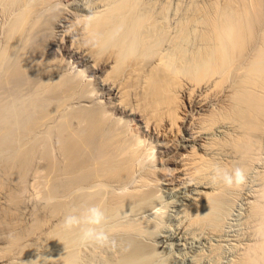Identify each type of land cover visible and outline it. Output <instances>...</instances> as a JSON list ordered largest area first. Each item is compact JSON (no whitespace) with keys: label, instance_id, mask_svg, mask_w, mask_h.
<instances>
[{"label":"bare ground","instance_id":"6f19581e","mask_svg":"<svg viewBox=\"0 0 264 264\" xmlns=\"http://www.w3.org/2000/svg\"><path fill=\"white\" fill-rule=\"evenodd\" d=\"M1 1V0H0ZM21 1V0H20ZM27 1V3H26ZM25 1V7H23L22 12L21 13V18L19 17V20H17V25H18V28L16 29H13V30H22L23 29V25H24V28L27 26H25V22L28 21L31 23L30 20H33L32 18L35 16H32V14L35 13V9H36V6H37V9L36 10H39V7H38V4L39 2L41 3V1H37L33 0V2L31 0H26ZM37 1V2H36ZM71 1V0H70ZM75 1V0H74ZM78 1V0H77ZM86 1V0H85ZM78 1L75 4H77L80 9L83 11L86 10V8L88 9V7H86V3ZM100 1V0H98ZM98 1L95 0V2L98 3ZM106 1L105 5H109L107 4L108 0H104ZM104 1H102V3H104ZM110 1V0H109ZM112 1V0H111ZM215 1V0H214ZM9 2V1H8ZM45 2V1H42V3ZM49 2V1H48ZM48 2L46 1L45 3L48 4ZM90 2V1H89ZM94 2V4H96ZM154 2V1H153ZM169 2V1H168ZM11 3V1H10ZM14 3V2H13ZM17 3V2H16ZM20 4H22L21 2H18ZM62 3V2H61ZM60 3V4H61ZM100 3V2H99ZM110 3V2H108ZM141 3V4H140ZM149 3V2H148ZM155 3V2H154ZM151 2V4H154ZM162 3V2H161ZM214 6H212L213 8L211 9V11L209 10H206V14L209 13V18L205 19L206 22H204L203 24H207V26H204V27H207V31L203 29V32L200 31V34L202 36H197L199 37V42L200 43V46L196 47L195 50L190 51L187 50L185 47H181L178 46L177 42H179L178 40H183V41H186L187 39L184 40V38H187L185 37L186 34H179L178 32V35L176 34L175 36V39L177 40V42L174 41V43H172L173 45L177 44L176 46H178V49L175 48V49H171L170 45L167 44V48L169 49H166V44L165 42H167L166 40V37L167 35L169 36V34H167L165 36V38H163L165 35V33H169L167 32V30H163L164 28V25L168 23V25H170L169 22H165L166 19H168L169 21V18L167 16H162L164 13H161L162 15V19L164 17H166L164 19V25H162V19L159 17V19L161 20H158L156 16H154V12H155V15H156V11L158 10V7L157 6V10H156V6H155V10L152 9L153 6L152 5H144L142 4V1L140 2V0H114L113 4L111 5L110 3V6L107 8H105L106 6L104 4L103 7L105 9L99 10V12L95 11L94 10V7L90 6L92 8V10H94V14L90 16H87L86 15V12L85 14H80L79 13H75V11L73 12L74 14V18H71L70 15H69V18L71 19H75V21H73L72 25L73 27H70L69 30H72L74 29L75 27H77V30L75 32H71V31H67L69 33H67V35L65 37H62L61 39L57 40L56 37L55 39L53 38V41L50 43L52 44L53 46H56L54 47V49L52 50H55V53L57 54H61L65 57H69L72 61L71 64H74V66L76 65H81V66H84L86 70H88V72L90 73L89 74V79L87 80H91L93 81V83L95 84L94 87H93V90L92 91H88L89 93L86 94H83L85 99H88L89 100H92L90 97L86 98L88 94H90L91 92L95 94V96H100L101 97H104L105 98V101L106 103L109 104L108 107L111 108V111L112 109H114L115 113L116 114H119L117 115L119 119H125L123 117L125 116H128L129 119L131 116H136V114L138 115L141 110L140 108L137 110V112L135 111L136 109H133L135 107H131L130 105H128L129 101H127L126 99V95H125V91H127L126 87H127V84H126V81H124V79L122 78H119L121 74H117L118 76H115L113 74L114 70L118 69V67H122L123 68L128 64H133V67L134 69L137 71L138 69L140 70L141 68V65H146L144 67L145 70L148 69V66L151 65V69L149 68V71H144L146 72V79L143 81L148 85H150L151 87V95H153V92H156L158 93V87H163V88H167L169 89L170 92H178V95L180 96H183L184 94H181L180 91L182 90V86L179 84V79H181L182 81L185 80V85L186 83L189 84V87H191V90L190 92L194 93L193 95L189 94V97L187 98L186 100V97L181 100L180 98V102L183 101L182 105L177 103L176 102V105H172L173 107V110H177V108H183L184 110L186 109V111H188L187 108H191L190 110V113L186 114L187 112H183V110L180 112L181 114H185L184 118H182V122L179 126L182 131L181 134H180V137H179V140L177 143H175L176 145V148L180 151V150H183V151H187L188 152V155H186L185 157L186 158H180L182 157L183 153L181 154H175V156H173V158L169 159V162H172L173 164H177V168H172L171 170L169 169V171H171L169 174L171 175L170 176V181L171 183H168V184H172V182H174L175 180L177 181L178 179H180L181 175H180V172L184 173L183 170L180 171V167H184V168H189V165L191 164H197L198 160H201V159H204L205 158V155H201L199 153V151H203V152H207L208 150V142L205 140L204 141V138H203V135H200L201 138L197 137V139H193L191 140V145H189L187 142L189 140H186L185 141V138H187L186 136H188L189 133H195L196 130H199V131H196V134L197 132H200V134L202 133V130L206 131V127L204 123H199L200 126L197 127V124L193 125L192 124V121L191 123L189 122V119L193 118V116L195 115V117L197 115H200L202 117V115L205 113V112H208L210 111V108L212 107V103H217V100L212 102V98L209 97L208 95L212 96L213 94H215L216 96V93L218 91H224V92H227L230 89V87L234 88V91L232 90V92H234V94L232 93L233 95V98L230 97L229 93V97L230 99L232 98V102H234V104L232 103H227V104H232L235 105V107H231L234 111V113H232V110L230 111L229 113V109L226 108V106H229V105H225V102H224V105H222L224 107V109H227L226 111L230 114L228 115V118L229 116L231 117V119H226L227 116H219L217 115L219 118L223 119V117L226 119V120H223L224 123L222 126H218L216 122V119H212V122H214V126H215V122L217 123L216 126L218 127H224L227 123H229L231 126V128H233V130H235V132H238V133H235V135L237 134L236 138H234L233 135H231V138L233 141L231 143L234 142V144L231 145L232 148H234L235 146V152H238L236 153V155L238 154V157H237V160L239 161L240 160V156H241V160L242 162L245 161L244 163L247 164L248 166L251 164L249 161L248 164L247 163V160H252L253 158L257 159V154L258 152L260 153L261 151L263 152L264 150L261 149V147H259V145L261 143H259L258 145V142H256L255 140V137L257 136V140H259L258 138H262L260 137L261 133L263 132V135H264V0H223L222 1H219L217 0L216 2H214ZM44 4V3H43ZM68 4V3H67ZM73 5V3H71ZM69 4V6L71 5ZM74 4V5H75ZM91 4V3H90ZM88 4V5H90ZM147 4V2H146ZM150 4V3H149ZM156 4V3H155ZM46 5V4H44ZM87 5V6H88ZM93 5V3H92ZM157 5V4H156ZM40 6V4H39ZM98 6V4H97ZM96 6V7H97ZM101 6V5H100ZM99 6V7H100ZM150 6H152V8H150ZM164 6V4H163ZM166 6V5H165ZM180 6V5H179ZM27 7V8H26ZM71 7V6H70ZM95 7V8H96ZM102 7V6H101ZM162 7V6H160ZM168 7V5H167ZM15 8V7H14ZM45 8V7H44ZM53 8V7H52ZM63 8V7H61ZM98 8V7H97ZM166 8V7H165ZM50 8H48L49 10ZM54 9V8H53ZM60 9V8H59ZM64 9V8H63ZM99 9V8H98ZM159 9H163L162 8H159ZM177 9V8H176ZM17 10V9H16ZM43 10V9H42ZM67 10V9H66ZM69 10V9H68ZM67 10V11H68ZM79 10V9H78ZM91 10V9H89ZM88 10V11H89ZM164 10V9H163ZM162 10V12H163ZM172 10V9H171ZM170 10V11H171ZM44 11V10H43ZM50 11V10H49ZM56 11V10H55ZM58 11V9H57ZM71 11V9H70ZM77 11V10H76ZM87 11V12H88ZM160 11V10H158ZM167 12V10H164ZM177 11V10H176ZM176 11H174L176 13ZM180 10H178L179 12ZM200 11V10H199ZM3 12V11H2ZM39 12V11H38ZM37 12V13H38ZM45 12H47L45 10ZM62 11H60L61 13ZM79 12V11H78ZM177 12V13H178ZM182 12V11H181ZM196 12V11H195ZM205 12V11H204ZM35 13V14H37ZM40 13V12H39ZM42 13V11H41ZM59 14V12H57ZM56 13V14H57ZM65 13V11H64ZM71 13V12H69ZM183 13V12H182ZM63 14V12L61 13V15ZM159 13H157L158 15ZM181 13L177 14V17L178 15L180 16ZM20 15V14H19ZM39 15V14H38ZM37 15V16H38ZM41 15V14H40ZM55 15V14H54ZM165 15V14H164ZM44 16V15H43ZM50 16V15H49ZM53 16V15H52ZM60 16V15H59ZM176 16V15H174ZM57 16H55V19L56 21L58 20L56 18ZM62 17V16H61ZM61 17H58L61 19ZM65 17V16H64ZM207 17V16H206ZM53 18V17H52ZM68 18V16H67ZM65 18V19H67ZM176 17H174V20ZM180 18V17H179ZM201 18V17H200ZM199 18V19H200ZM21 19V20H20ZM37 19V18H36ZM40 19V18H39ZM48 19V18H46ZM51 19V18H50ZM54 19V18H53ZM52 19V20H53ZM54 19V21H55ZM59 19V20H60ZM64 19V18H63ZM64 19V20H65ZM178 19V18H177ZM202 19V18H201ZM26 20V21H25ZM41 20V19H40ZM51 20V21H52ZM58 20V21H59ZM63 20V21H64ZM180 20V19H179ZM178 21H175V22H179ZM36 21V20H35ZM49 21V20H48ZM67 21V20H66ZM197 21V20H196ZM27 23L28 26L30 23ZM44 22V21H43ZM50 22V21H49ZM69 22V23H70ZM162 24H161V23ZM173 22V21H172ZM174 22V23H175ZM203 22V21H202ZM201 22V23H202ZM38 23V22H37ZM40 23V22H39ZM42 23V22H41ZM66 23V22H65ZM64 23V24H65ZM161 25H160V24ZM181 23V22H180ZM196 23V22H195ZM198 23V22H197ZM22 24V28H19L20 25ZM48 24V22H47ZM46 24V25H47ZM159 24V25H158ZM176 24V23H175ZM15 25V26H17ZM40 25V24H39ZM50 25V24H49ZM61 26L63 24H60ZM68 25V24H67ZM70 25V24H69ZM75 25V27H74ZM174 25V24H173ZM200 25V24H199ZM41 26V25H40ZM58 26V25H57ZM56 26V27H57ZM160 26V27H159ZM162 26V28H161ZM178 26V24L176 25V27ZM181 26V25H180ZM31 28V26H29ZM38 27V25L36 26ZM59 27V26H58ZM65 27V25H64ZM69 26H67L68 28ZM168 27V26H167ZM172 27V26H171ZM185 27V26H184ZM183 27V28H184ZM202 27V26H201ZM41 28V27H40ZM44 28H49V27H44ZM51 28V26H50ZM62 28V27H61ZM66 28V27H65ZM72 28V29H71ZM182 28V27H181ZM180 28V29H181ZM26 29V28H25ZM25 29H23L22 31L24 32ZM42 29V28H41ZM64 29V28H63ZM167 29V28H166ZM173 29V28H172ZM202 29V28H201ZM20 30V31H21ZM27 30V29H26ZM30 30V29H29ZM46 30V29H45ZM49 30V29H48ZM59 30V29H58ZM83 33L85 32L86 35H87V38L84 37L86 39V41L83 43L85 44L86 47H84V45H82L80 42H82V38L83 37H78V35H83L82 34V31ZM168 30H170V28L168 27ZM179 30V29H178ZM20 31H18L20 33ZM22 31H21V34H22ZM44 30H40L39 32H43ZM57 31V30H56ZM180 31V30H179ZM196 31V30H195ZM205 31V33H204ZM14 32V31H12ZM17 32V31H16ZM16 32H14V34H17ZM54 32H55V29H54ZM164 32V33H163ZM171 32V30H170ZM174 32H177L174 31ZM182 33H184L182 30L180 31ZM199 32V31H198ZM6 33V32H5ZM18 33V34H19ZM36 33V32H35ZM59 33V32H57ZM74 33L77 35V37L79 38H75L74 37ZM84 33V34H85ZM203 33V34H202ZM17 34V35H18ZM62 34V33H61ZM66 34V30H65V33L64 35ZM198 34V33H197ZM199 34V35H200ZM12 35V34H11ZM16 35V36H17ZM51 35V34H50ZM54 36L56 35V32L53 34ZM59 35V34H58ZM85 35V36H86ZM174 35V33H173ZM171 33H170V36H173ZM179 35H184V38L183 36L180 38ZM7 36V35H6ZM13 36V35H12ZM19 36V35H18ZM17 36V37H18ZM33 36V35H32ZM178 36V37H177ZM187 36V35H186ZM189 36V35H188ZM15 36H13L14 38ZM21 37V36H20ZM23 37V36H22ZM27 37V36H26ZM53 37V36H52ZM58 37V36H57ZM174 37V36H173ZM195 37V36H194ZM50 38V37H49ZM48 38V39H49ZM75 38V39H74ZM169 38V37H168ZM172 38V37H171ZM183 38V39H182ZM18 39V38H17ZM47 39V38H45ZM52 39V38H51ZM84 39V40H85ZM166 39V40H165ZM27 40V39H26ZM37 40V39H36ZM83 40V41H84ZM169 40V39H168ZM172 40V39H171ZM170 40V42H172ZM174 40V38H173ZM189 40V39H188ZM187 40V41H188ZM195 40V39H194ZM197 40V39H196ZM44 41V39H43ZM46 41V40H45ZM50 41V39L48 40ZM165 41V42H164ZM183 41L181 42V44L183 43ZM186 41V42H187ZM10 42V41H9ZM15 42V41H14ZM17 42V41H16ZM40 42V40H39ZM162 42V43H161ZM169 42V43H170ZM27 43V42H26ZM44 44V42H42ZM164 43V46H165V50L166 52L162 51L161 52H158V50L160 51L159 46L161 44ZM198 43V42H197ZM29 44V43H28ZM27 44V45H28ZM41 44V42H40ZM179 44V45H181ZM187 44V43H186ZM189 44V43H188ZM187 44V45H188ZM191 44V43H190ZM189 44V45H190ZM199 44V43H198ZM197 44V45H198ZM20 45V44H19ZM34 44H32L30 47L28 46V50L26 51H29L26 52L27 55H25L24 53H22L21 51V55H18L20 56L19 58V61L21 62V64L19 63V67L18 69L16 70H13V71H10V72H7L4 73L2 71V75H0V264H54V255H53V244L54 242L53 241H48L46 243V249L47 251L43 253L40 251L39 247L41 245L38 244V242L40 243L39 238H40V235L41 233L39 232L40 230H38V224L36 225L37 227H34L33 225H30L28 224L27 222V225L25 224V221L24 219H22L24 217V215L26 214L28 216V213H25L23 214L22 213V208H23V199H22V195H21V191H22V188H23V182H24V179L26 177V175H28L29 173L27 172H34V174L36 173L35 171H38V168H39V173H40V170H41V166L38 167V165L36 166L35 164V168H37V170L35 169V171L33 170V165L32 163H35V162H32V161H36V156H35V149H37L36 147V144L37 143L36 141L33 140V138H37L38 134L36 133L35 136L33 135V138L31 136V134L35 133V131L37 132V127L39 128V124L41 122L42 126H43V122L45 120H48L49 117L46 116V118H44L45 120H43V122L40 120L38 121L37 123L38 124H33L32 127H28L27 129V125H26V122L28 121V117H31L32 113L34 112L35 109L39 108L40 106H44V105H48L49 104V101L51 100L50 98H43L40 96V91L39 89H41L43 86H40V88H38V94L37 96H35L34 99H32V101L30 102V104H28V107H22L23 105L20 104V102L16 101V99L14 101H8L6 100L5 97L7 96H4V91L3 89L6 88V86L8 84H10L11 82L15 83V85H17V83H22L25 81V83H34L35 82V79H41L43 78V80L40 79V83H45L47 81H45V76L43 73L44 70L42 71L41 68H42V61H43V56H44V52L42 51V46L41 45H36L37 49H34L35 45L33 46ZM45 45V44H44ZM194 45V44H193ZM196 45V44H195ZM164 46L162 49H164ZM169 46V47H168ZM174 46V47H176ZM186 46V45H185ZM27 47V46H26ZM44 47V46H43ZM47 47V46H45ZM50 48H53L51 46H49ZM173 48V46H171ZM189 47V46H188ZM23 47H21L22 49ZM42 48V49H41ZM194 48V47H193ZM16 49V48H15ZM30 49V50H29ZM48 49V48H47ZM171 49V50H170ZM177 49V50H176ZM189 49V48H188ZM170 50L173 54L174 52V55H172L170 52V54L167 53V51ZM173 50V51H172ZM24 51V50H23ZM46 51V50H45ZM252 51V52H251ZM12 52V51H11ZM52 52V51H51ZM4 53V52H3ZM20 53V51H19ZM158 53V54H157ZM165 53H167L168 55H166ZM253 53V55H251V59L248 57H250V54ZM56 54V55H57ZM157 54V55H156ZM5 55V54H3ZM157 58H156V56ZM171 55V56H170ZM12 57V56H11ZM64 57V58H65ZM156 58L155 60H153L154 62H152V64L148 65V64H145L146 62H150V60H152L153 58ZM63 58V57H61ZM250 60L248 61L247 63V60ZM68 60V59H67ZM69 60L67 61V65H71ZM2 60H0V63H1ZM7 61V60H6ZM246 61V62H245ZM3 62V61H2ZM14 62V61H13ZM62 62V61H61ZM60 62V63H61ZM66 62V60H65ZM69 62V63H68ZM143 62V63H142ZM150 62V63H151ZM114 65H113V64ZM142 63V64H141ZM64 65V64H63ZM127 65V66H128ZM1 66V64H0ZM60 66V65H59ZM66 66V65H64ZM66 66V67H68ZM72 66V65H71ZM126 66V67H127ZM130 66V65H129ZM128 66V68H130ZM6 67V66H5ZM65 67V68H66ZM73 67V66H72ZM70 67V68H72ZM78 67V66H77ZM125 67V68H126ZM132 67V68H133ZM137 69H136V68ZM140 67V68H138ZM142 66V68H144ZM16 68V67H15ZM14 68V69H15ZM50 68V67H49ZM48 68V69H49ZM62 68V67H61ZM74 68V67H73ZM72 68V69H73ZM111 68V70H110ZM141 68V70H143ZM1 69V67H0ZM7 69V68H5ZM43 69V68H42ZM64 69V68H63ZM127 69V68H126ZM11 70V68H10ZM57 70V69H56ZM60 71V68L58 69ZM57 70V71H58ZM62 70V69H61ZM65 70V69H64ZM69 70V69H68ZM66 69V71H68ZM121 70V69H120ZM129 70V69H128ZM134 70V71H135ZM138 70V71H139ZM1 71V70H0ZM52 71V70H50ZM58 71V72H59ZM72 71V70H71ZM70 71V72H71ZM82 71V72H81ZM133 71V70H132ZM133 71V72H134ZM137 71V75H140ZM241 71V72H240ZM243 71V72H242ZM62 72V71H61ZM77 72V71H76ZM80 72L81 74H85L83 73V70L80 69L79 70V76L80 77ZM121 72V71H120ZM124 72V71H123ZM130 72V71H129ZM128 72V73H129ZM140 72V71H139ZM10 73V75H9ZM52 73V72H51ZM118 73V71H117ZM132 73V72H131ZM141 73V72H140ZM241 73V74H240ZM49 74V72H48ZM60 74V73H58ZM67 76L71 73L68 74V72L66 73ZM60 75H65V74H60ZM86 75L88 76V74L86 73ZM130 75V74H129ZM128 75V76H129ZM239 75V76H237ZM57 76V75H56ZM59 76V75H58ZM70 76V75H69ZM235 76V79L238 78V80H236L237 82H233V80L235 79H232L234 78ZM53 77V76H52ZM60 77V76H59ZM77 77V75L75 76ZM74 77V78H75ZM85 78V75L81 76V78ZM187 79H186V78ZM62 78V77H61ZM64 79V78H63ZM68 78H66L67 80ZM71 79V78H70ZM70 79L67 81V83H63L65 84L64 86L62 85V88L60 89L59 88V91L57 92L58 96L62 99H65V98H68V99H73L77 96L73 95V90H74V87L75 86H78V85H75V84H69V81ZM135 79V78H134ZM140 79V78H139ZM232 79V81L230 80ZM128 80V79H127ZM142 80V79H140ZM230 80V83L228 84ZM17 81V83H16ZM32 81V82H31ZM39 81V80H38ZM72 81V80H71ZM70 81V82H71ZM79 81V80H78ZM83 81V80H82ZM148 82V83H147ZM235 83V84H232ZM38 83V82H37ZM35 82V84H37ZM48 83V82H47ZM73 83H75L73 81ZM82 84V82H80ZM89 83H92V82H89ZM132 83V82H131ZM143 83V82H141ZM178 83V84H177ZM181 83V82H180ZM12 84V83H11ZM77 84V83H76ZM80 84V85H81ZM88 84V82H87ZM139 84V83H138ZM91 85V84H90ZM98 85V86H97ZM178 85V86H177ZM180 85V86H179ZM183 85V88L184 86ZM32 86V85H31ZM39 86V85H38ZM61 86V85H60ZM86 86V85H84ZM205 86V87H204ZM80 87V86H79ZM83 87V86H81ZM187 87V86H186ZM188 87V88H189ZM53 88V87H52ZM85 88V87H83ZM144 88V87H143ZM146 88V86H145ZM154 88V89H153ZM25 89V88H24ZM43 89V88H42ZM46 89V88H45ZM79 89V88H78ZM187 89V88H186ZM190 89V88H189ZM197 89V92H194V90ZM204 89V90H202ZM36 90V91H37ZM44 90V89H43ZM58 90V89H57ZM142 90V89H141ZM140 90V91H141ZM147 90V89H146ZM162 91V88L160 89ZM193 90V91H192ZM144 91V90H143ZM149 91V89H148ZM160 91V92H161ZM165 91V90H164ZM187 91V90H186ZM210 91V92H209ZM6 92V91H5ZM79 93L82 92V91H78ZM149 92V93H150ZM169 92V93H170ZM182 92H184V89L182 90ZM212 92H214L213 94H211ZM222 92V93H224ZM83 93V92H82ZM129 93V92H128ZM137 93V92H136ZM145 93V92H144ZM148 93V94H149ZM185 93V92H184ZM209 93V94H208ZM219 93V92H218ZM31 94V93H30ZM81 94V93H80ZM79 94V95H80ZM92 94V95H94ZM159 94V93H158ZM157 94V95H158ZM175 94V93H174ZM175 94V95H176ZM22 95V94H21ZM77 95V94H76ZM78 95V96H79ZM92 95H90L92 97ZM141 95V94H140ZM150 95V94H149ZM177 95V96H178ZM186 95V94H185ZM188 95V94H187ZM222 95V94H219V96ZM226 95V93L224 94ZM231 95V96H232ZM32 96V95H31ZM44 96V95H43ZM53 96H56V95H53ZM82 95H80V98ZM89 96V95H88ZM215 96H212V97H215ZM218 96V95H217ZM223 96V95H222ZM227 96V95H226ZM74 97V98H73ZM83 97V98H84ZM176 97V96H175ZM225 97V96H223ZM221 97V99L223 98ZM229 97L227 96V98L229 99ZM56 98V97H55ZM58 98V97H57ZM82 98V99H83ZM93 100L94 98L96 97H92ZM99 98V97H98ZM140 98V97H139ZM150 98V97H149ZM173 98V97H172ZM215 98H218V97H215ZM10 99V98H9ZM79 98H77V101H78ZM136 99V97H135ZM145 99V98H144ZM226 99V97H225ZM223 98V100H225ZM227 99V100H228ZM67 100V99H65ZM92 100V101H93ZM101 100V99H100ZM104 100V99H102ZM101 100V101H102ZM148 100V99H147ZM215 100V99H214ZM226 100V101H227ZM27 101V100H26ZM61 101V100H60ZM75 101V100H74ZM76 101V102H77ZM82 101V100H80ZM79 101V102H80ZM96 101V100H95ZM69 102V101H68ZM89 102V101H88ZM94 102V101H93ZM99 102V101H96L95 104ZM103 102V101H102ZM212 102V103H211ZM222 103V100L219 101ZM62 103V102H61ZM64 103V102H63ZM82 103V102H81ZM100 103V102H99ZM105 103V104H106ZM132 102H130L129 104H131ZM138 103V102H137ZM221 103H218V104H221ZM77 104V103H76ZM94 104V103H93ZM92 104V105H93ZM102 104V103H101ZM101 104H97V106L99 107ZM104 104V103H103ZM102 104V105H103ZM134 103H132V106H133ZM52 105V104H51ZM74 105V104H73ZM216 105V104H215ZM214 105V106H215ZM64 106V105H63ZM91 106V105H90ZM106 106V105H105ZM131 108H130V107ZM136 106V104H135ZM139 106V105H137ZM164 106V105H163ZM162 106V107H163ZM214 106L212 109H214ZM218 106V105H217ZM216 106V107H217ZM221 106V107H222ZM96 107V106H95ZM97 107V109H88L90 111L86 112L89 116V117H85L86 115H84V113L80 112L81 113V116L85 117L84 119L86 120V118L89 119V124H88V127L83 129L82 131H80L79 133H74L75 136L72 137V139L70 141H68L67 143H65L64 145V152L66 154L65 157H67V161L69 160V166L71 168V173L72 176H71V179H70V183H69V191L72 192H75L76 196L80 194L79 193H76L75 190L77 189H82V187H85L83 185L85 184H90L89 186H91V188L94 186V188H96V190L98 191V186H105L106 188L109 184V186H111L112 184L111 183H117L119 184V187L121 185H123L124 187H126V184L129 179H130V175L132 176V173L131 172V169H133V163L132 161H136V158L135 156L137 157L136 155V151L137 149L135 150L134 148V145H132L131 142L130 145L128 143H124L123 145H119L118 147L116 148H113L115 150L114 154H119V156L123 153L125 154L124 155V160L120 158V160H115V163H113V157L111 158V161H110V156L109 155H104V149H103V146L105 148L108 147V144L109 142L107 143L106 145V141L108 140H105L107 138V131H108V127L112 126L109 125L110 123L107 122V120L109 121V119L106 120V115H104V112L103 110L99 109ZM102 107V106H101ZM219 107V106H218ZM75 108V107H74ZM88 108V107H87ZM103 108H104V105H103ZM107 108H104L106 109L107 111ZM138 108V107H136ZM161 108V107H160ZM178 108V109H179ZM229 108V107H228ZM109 109V108H108ZM143 109V108H141ZM169 109V108H168ZM218 110V108H215V110ZM42 110V109H41ZM110 110V109H109ZM140 110V112H139ZM144 110V109H143ZM152 110V109H151ZM150 110V111H151ZM164 110V109H163ZM172 110V109H171ZM170 110V111H171ZM180 110V109H179ZM213 111V112H216L218 113L217 111ZM220 110V109H219ZM145 111V110H144ZM195 111V113H194ZM221 113L223 114L224 111L222 112V108H221ZM219 111V112H220ZM74 112V111H73ZM110 112V111H107V113ZM113 112V111H112ZM139 112V113H138ZM163 112V111H162ZM165 112V111H164ZM167 112V111H166ZM149 113V112H148ZM169 113V112H168ZM192 113V114H191ZM220 113V114H221ZM113 113H111V117H113L114 115H112ZM115 114V115H116ZM140 114L144 115L143 112H141ZM231 114L233 115V117L231 116ZM30 115V116H29ZM87 115V116H88ZM150 113L147 115V116H144L143 119H146V125H145V128L142 126H138L136 129H138L137 131H139V135H137V140L135 141H138V143H142V141L144 142L145 140H143L140 136L141 135H144V136H148V138L150 139L152 137V135L156 136V139H157V144L158 145V152H159V155L161 156V159H162V155L165 154L167 151L170 150V148L172 147V144L169 143V140H162L161 138L163 137V133H162V130L163 128V123L158 121V123H154V120H157V119H154L153 121H151L153 119L152 115ZM192 115V116H191ZM40 116V115H39ZM77 116V115H76ZM80 116V117H81ZM117 116L116 118H112L113 120L117 119ZM179 116H181L179 114ZM178 116V117H179ZM199 116V117H200ZM79 117V115H78ZM110 117V116H108ZM110 117V119H111ZM115 117V116H114ZM142 117V116H141ZM152 117V118H151ZM187 117V118H186ZM191 117V118H190ZM194 117V118H195ZM210 117V116H209ZM217 117V118H218ZM137 118V117H136ZM136 118H135V121H136ZM181 117H179L180 119ZM197 118V117H196ZM79 119V118H78ZM82 119V118H81ZM134 119V117H133ZM142 119V120H143ZM159 119V118H158ZM178 119V118H177ZM203 119V117H202ZM220 119V120H221ZM27 120V121H26ZM30 120V119H29ZM141 120V119H139ZM141 120V121H142ZM165 120V119H164ZM205 120V119H204ZM208 120V119H207ZM206 120V122H207ZM218 119V121H220ZM228 122L225 124V121ZM87 121V120H86ZM118 121V120H117ZM120 121V120H119ZM128 124H130V122H128V120H126ZM130 121V120H129ZM132 121V120H131ZM177 121V120H176ZM199 121V120H197ZM112 122V120H111ZM137 122V121H136ZM195 122V121H194ZM201 122V121H200ZM203 122V120H202ZM220 122V123H221ZM46 123V122H44ZM115 124L116 121L114 122ZM119 123V122H118ZM162 123V124H161ZM175 123V122H174ZM198 123V122H197ZM209 123H211V119L209 121ZM80 124V123H79ZM78 124V125H79ZM139 124V123H138ZM166 124V123H165ZM189 124V125H188ZM198 124V125H199ZM204 124V125H202ZM31 125V124H30ZM48 125V124H46ZM45 125V126H46ZM77 125V126H78ZM85 125V124H84ZM172 126V123L170 124ZM213 125V124H212ZM211 125V126H212ZM227 126V127H230ZM155 126V127H153ZM174 126V125H173ZM203 126V127H202ZM208 126V123L207 125ZM215 126V128H216ZM34 127V128H33ZM50 127V126H49ZM68 127V126H67ZM113 127V126H112ZM117 127V126H116ZM130 127V125H129ZM197 127V129L195 131H193L195 128ZM226 127V126H225ZM84 128V127H83ZM141 128V129H140ZM153 128L156 130V132H153ZM205 128V129H204ZM211 128V127H210ZM220 128H216V129H220ZM37 129V130H35ZM41 129V128H40ZM43 129V128H42ZM48 129V128H47ZM81 128L77 129V130H80ZM127 129V128H126ZM167 128L164 129V131H166ZM209 129V126L208 128ZM227 129V128H226ZM232 130V131H233ZM46 130L43 129V132L44 134L47 132H45ZM76 131V130H75ZM208 131H211V130H208ZM231 131V132H232ZM40 132V131H39ZM42 132V131H41ZM40 133V136L43 134ZM68 132V131H67ZM161 132V134H160ZM220 132H222V130H220ZM205 133V132H204ZM208 133V132H206ZM212 133V132H211ZM229 133V132H227ZM260 133V134H259ZM67 134V133H66ZM73 134V135H74ZM134 134H138V133H134ZM160 134V137H158ZM203 134V133H202ZM210 134V133H209ZM209 134L207 135L209 137ZM214 134H218V133H214ZM226 134V132H225ZM234 134V133H233ZM258 134V135H257ZM113 135V134H112ZM124 135V134H123ZM213 135V134H212ZM262 135V136H263ZM211 136V135H210ZM259 136V137H258ZM27 137H30L32 138V143L30 144V141L29 140H26V139H29ZM69 137V136H67ZM206 137V135H205ZM214 137V135H213ZM35 138V139H36ZM41 138V137H40ZM109 138V137H108ZM145 138V137H144ZM155 138V137H154ZM203 138V139H202ZM114 139V138H113ZM146 139V138H145ZM148 139V140H149ZM210 139H212L210 137ZM39 141H42V139L40 140L38 138ZM147 140V141H148ZM151 140V139H150ZM215 140V139H214ZM29 141V144H27V142ZM47 141V140H46ZM112 141V139L110 140ZM152 141V140H151ZM151 141H148L151 143ZM261 141V140H260ZM105 143L103 145V143ZM128 142V141H127ZM217 142V140H216ZM227 142V141H226ZM229 142V143H230ZM136 143V142H134ZM136 143L135 146H138ZM146 143V142H145ZM149 143V144H150ZM153 143V142H152ZM218 143V142H217ZM112 144V142L110 143ZM109 144V146H110ZM119 144V143H118ZM126 144V145H125ZM213 144V143H212ZM211 144V145H212ZM221 144H223L221 142ZM226 144V145H225ZM225 147L227 148V144L228 143H225ZM63 145V144H62ZM101 145H102V148H101ZM145 145V144H144ZM156 145H152L151 147V151H146L148 152V156H150L151 159H154V158H157L155 156V153H154V149L156 147ZM174 145V144H173ZM215 145V144H214ZM262 145V144H261ZM51 146V145H50ZM213 146V145H212ZM220 146V145H218ZM217 145H215V147L219 148ZM223 145H221L220 147H222ZM230 146V144H229ZM48 147V145H47ZM112 147V145H111ZM150 147V146H149ZM211 146H209L210 148ZM224 147V149L226 150V148ZM229 147V149L231 148ZM175 148V147H174ZM220 148L219 151H222V149ZM231 148V149H232ZM264 148V147H263ZM112 149V148H111ZM172 149V148H171ZM215 150V148H212ZM229 149H227V151H229ZM261 149V150H260ZM107 150V149H106ZM113 150V151H114ZM211 151V149H209ZM208 150V151H209ZM218 150V149H216ZM215 152H219V151H216ZM171 151V150H170ZM226 151V152H227ZM112 152V151H111ZM143 152V151H142ZM172 152V151H171ZM214 152V153H215ZM234 152V154H235ZM40 153V152H39ZM107 153V152H105ZM121 153V154H120ZM144 153V152H143ZM154 153V154H153ZM168 153V152H167ZM210 154V152H208ZM213 153V154H214ZM224 154V150L221 152V154ZM230 153V151H229ZM227 153V155L229 154ZM64 154V155H65ZM112 154V153H111ZM140 154V153H138ZM146 154V156H147ZM206 154V153H205ZM212 154V153H211ZM210 154V155H211ZM222 154V155H223ZM231 154H232V150H231ZM230 154V155H231ZM240 154V156H239ZM46 155V154H45ZM104 155L106 157L105 160H103L104 158H102L101 156ZM142 155V154H141ZM145 155V154H144ZM208 155V154H207ZM209 155V156H210ZM215 155H219L218 153L215 154ZM236 155H232L233 157H235ZM35 156V158H34ZM113 156V155H112ZM118 156V155H117ZM122 156V155H121ZM171 156V155H170ZM184 156V155H183ZM188 156V158H187ZM214 156V155H213ZM220 156V155H219ZM229 156V155H228ZM227 156V157H228ZM116 157V155H115ZM114 157V158H115ZM139 157V155H138ZM137 157V159H138ZM164 157V156H163ZM175 157V158H174ZM221 157V156H220ZM231 157V156H230ZM229 158V159H234L235 158ZM261 155H259V159H260ZM102 158V159H101ZM118 158V157H116ZM135 158V159H134ZM144 158V157H143ZM208 157H206L205 159H207ZM219 158V157H218ZM227 159L226 157H223V160ZM35 159V160H34ZM61 159V157H60ZM134 159V160H133ZM221 159V158H220ZM219 159V160H220ZM253 159V160H254ZM255 159V160H256ZM103 160V161H102ZM155 160V159H154ZM250 160V161H251ZM252 160V161H253ZM258 160V159H257ZM256 160V161H257ZM117 161V162H116ZM123 161V163L121 164V162ZM152 161V160H151ZM150 161V163H151ZM157 161V159H156ZM155 161V163H156ZM236 161V159H235ZM238 161H236V165L238 166ZM256 161L254 162V164L256 163ZM263 161V160H262ZM120 164H119V163ZM139 162V161H138ZM154 162V161H153ZM159 162V161H157ZM167 162V161H166ZM204 162V161H203ZM208 162V161H207ZM227 162L230 163V160H227ZM226 162V163H227ZM240 165H242V162L239 161ZM45 163V162H44ZM53 163V161H52ZM117 163V164H116ZM154 163V164H155ZM205 163V162H204ZM234 163V162H233ZM263 163V162H262ZM41 164V163H40ZM60 164V163H59ZM67 164V163H66ZM131 164L133 167H131ZM201 165V162L199 163ZM225 164V163H224ZM232 164V162H231ZM235 164L232 165V167L235 168ZM32 165V166H31ZM53 165V164H52ZM135 165V164H134ZM150 165V164H149ZM228 165V164H227ZM244 165V167L248 170V166ZM253 165V164H251ZM55 166V164H54ZM197 166V165H196ZM194 167L193 168H197V167ZM202 166V165H201ZM210 166V165H209ZM52 166H50L51 168ZM152 167V166H151ZM200 167V166H199ZM228 167V166H227ZM231 167V168H232ZM243 167V166H242ZM241 167V169L243 170V168ZM32 171H30L31 169ZM43 168V167H42ZM69 168V167H68ZM187 168V169H188ZM204 167H202L201 169H203ZM237 168V167H236ZM235 168V169H236ZM240 168V166L238 167ZM244 168V169H245ZM30 169V170H29ZM200 169V168H199ZM198 169V170H199ZM233 169V170H235ZM29 170V171H28ZM134 170V169H133ZM132 170V171H133ZM164 170V169H163ZM196 169V171H198ZM205 170V169H204ZM203 170V171H204ZM209 170V168H208ZM232 170V171H233ZM135 171V170H134ZM155 171V170H154ZM162 171V170H160ZM159 171V172H160ZM202 170H199L198 172H201ZM202 171V172H203ZM231 171V170H230ZM231 171V172H232ZM244 171V170H243ZM142 172V171H141ZM152 172V170H151ZM195 172V171H194ZM193 172V174H194ZM201 172V173H202ZM229 172V171H228ZM230 172V174H231ZM53 173V172H52ZM67 173V172H66ZM148 173V172H147ZM168 173V171H167ZM186 173V171H185ZM191 173V172H190ZM247 172H245L246 174ZM32 173V177H33V180H34V177L35 178V181L36 179L38 178L39 174L37 173L36 175H34ZM189 174V172H188ZM192 174V173H191ZM192 174V175H193ZM38 175V176H37ZM134 175V174H133ZM142 175V174H141ZM140 175V176H141ZM157 175V174H156ZM186 175V174H185ZM196 175V174H195ZM200 175V174H199ZM197 175V176H199ZM136 177V174L134 175ZM194 176V175H193ZM203 176V175H202ZM200 176V177H202ZM30 177V176H29ZM40 177V176H39ZM80 177V178H79ZM190 177V176H189ZM196 177V176H194ZM193 177V178H194ZM205 177H207L205 175ZM203 177V178H205ZM245 177V175H244ZM260 177V176H259ZM45 178V177H44ZM133 178V177H132ZM131 178V180H132ZM143 178V177H142ZM157 178V176H156ZM191 178V177H190ZM197 180L199 179L198 177H196ZM264 178V177H263ZM148 179V178H147ZM159 179V177H158ZM161 179V178H160ZM167 179V178H166ZM258 179V178H257ZM41 180V179H40ZM144 180V179H143ZM152 180V179H151ZM204 180V179H203ZM207 180V178H206ZM50 181V180H49ZM154 181V180H153ZM157 181V179L155 180ZM183 181V180H182ZM190 181V180H189ZM201 181H202V178H201ZM211 182V180H209ZM208 181V182H209ZM214 181V180H213ZM222 181V180H221ZM263 181V186H262V189L260 188L261 190V193L260 194V199L259 198H256L255 200H257L255 203H254V212L255 213L254 215L256 216L255 217V220L257 221L258 226L256 228V232L257 230L259 231L258 234H259V238L254 242L253 240V244H250V246L247 247V249H245L244 247V254L242 255L243 256V261H244V264H264V179L262 180ZM38 182V181H37ZM36 182V183H37ZM131 182V181H130ZM134 182V180H133ZM149 181H147L148 183ZM160 182V181H159ZM191 182H195V181H191ZM204 182V181H202ZM201 182V183H202ZM45 183V182H44ZM129 183V182H128ZM142 183H144L142 181ZM146 183V185H147ZM155 183V182H154ZM158 183V181H157ZM156 183V184H157ZM188 183V182H186ZM192 183V185H194ZM207 183V182H206ZM204 183V184H206ZM40 184V183H39ZM111 184V185H110ZM145 184V183H144ZM143 184V185H144ZM155 184V185H156ZM166 183H163V181L161 182V185H165ZM167 184V185H168ZM184 184V183H183ZM197 184V181L195 182V185ZM199 184V183H198ZM197 184V185H198ZM208 184V183H207ZM48 185V184H47ZM63 185V184H61ZM116 185V184H115ZM115 185H112L113 186V189L115 187ZM130 185V184H129ZM138 185V184H137ZM142 185V184H141ZM142 185V186H143ZM149 185V183H148ZM151 185V184H150ZM158 185V184H157ZM160 185V184H159ZM158 185V186H159ZM160 187H163L161 186ZM174 185V184H173ZM176 185V184H175ZM201 185V184H200ZM220 185V183H219ZM237 185V184H236ZM262 185V184H261ZM56 186V185H55ZM88 186V185H87ZM88 186V188H89ZM118 186V185H117ZM139 186V185H138ZM154 186V185H153ZM166 186V185H165ZM209 186V185H208ZM224 186V185H223ZM235 186V185H234ZM50 187V186H49ZM61 187V186H60ZM66 187V186H65ZM145 187V185H144ZM148 187V186H147ZM169 187V186H168ZM175 187V186H174ZM177 187V186H176ZM187 187V186H186ZM193 187V186H192ZM198 187V186H197ZM203 187V186H201ZM210 187V186H209ZM228 187V186H227ZM232 187L233 189V186H230ZM229 187V188H230ZM236 187V186H235ZM105 188V189H106ZM108 188H112V187H108ZM108 191L111 192V195L108 194L110 192H107V190L105 191L104 187H103V190L104 192L107 193V195H110L111 197L113 196L112 193L113 191L115 192L114 194H116L117 192V187H115V190L111 191L110 189H108ZM122 188V186H121ZM140 188V187H139ZM172 188V187H170ZM188 188V187H187ZM238 188V187H237ZM242 188V187H241ZM60 189V188H59ZM58 189V190H59ZM87 189V188H86ZM90 189V188H89ZM119 189V188H118ZM129 189V188H127ZM159 189V188H157ZM173 189V188H172ZM171 189V190H172ZM176 189V188H174ZM212 189V188H211ZM235 189V188H234ZM43 190V189H42ZM52 190V189H51ZM101 190V188H100ZM136 190V189H135ZM138 190V189H137ZM149 188L147 189V192L150 193L152 195L153 191H148ZM151 190V189H150ZM164 190V188L162 189ZM168 190V189H167ZM188 190V189H187ZM65 191V190H64ZM83 191V190H82ZM91 191V189H90ZM142 190H139V191H134V195L136 192H141ZM144 191V189H143ZM159 191L161 192V188L159 189ZM166 191V190H164ZM173 191V190H172ZM227 191V190H226ZM34 192V191H33ZM53 192V191H52ZM52 192H51V195H52ZM56 192V190L54 191ZM101 192V191H100ZM156 192V191H155ZM158 192V190H157ZM188 192V191H187ZM201 192V191H200ZM199 192V193H200ZM62 193V192H61ZM94 193V192H92ZM92 193H85L82 195V199H80V204H78V208L80 211H78L77 209H73L72 212H76L74 213L75 215L80 213V216L83 217V220L84 218H87V220L90 219L91 217V209L95 208V209H98L99 208L102 210L103 206L105 205L104 202L105 200L108 201V199L110 200L108 203L110 204L111 202V199L114 197L117 199V197L120 196V198L122 197V195H124V193H122L121 195L119 196H113L112 198L110 196V198L108 199H105L106 197H104L105 194L103 195H99L101 196V198L98 196V198L102 199V201L98 200L97 199H94L96 197L92 196ZM127 193H130L131 194V191L127 192ZM145 193V192H144ZM190 193V192H189ZM188 195H191L189 194ZM198 193V194H199ZM203 193H206V191ZM208 193V192H207ZM256 193V194H258ZM74 193H72L71 195H73ZM74 194V195H75ZM97 194V193H96ZM126 194V193H125ZM130 194H126L125 197L128 198V196ZM141 194V193H140ZM147 195L148 198L149 196L151 197V195ZM154 194V193H153ZM197 194V193H196ZM202 194V193H201ZM213 194V195H212ZM216 194L218 195L219 193L216 192ZM214 195V193L210 192V194H207V196L209 195V197H205L203 200H200L199 199V202L200 205L194 208H196L199 212L197 213L198 214V217L196 220H200L202 219L203 220H206V218H211L213 215L215 216V213L219 212V207H218V204H221L220 203V199L218 200V197L217 195ZM73 195V197H75ZM118 195V194H116ZM128 195V196H127ZM137 197L139 196L138 193H136ZM206 194L204 195H201V196H205ZM50 196V195H49ZM97 196V195H96ZM102 196L104 198H102ZM133 196V194H132ZM132 196L130 195L129 197L132 198ZM146 196V197H147ZM219 196V195H218ZM254 196V195H253ZM259 196V195H257ZM79 197V196H78ZM77 197V198H78ZM124 197V198H125ZM136 196H134L133 198H135ZM136 197V198H137ZM141 197V196H140ZM189 197V196H188ZM221 197V196H220ZM230 197V196H229ZM256 197V196H255ZM132 198V200H133ZM139 198V197H138ZM137 198V199H138ZM202 198V197H201ZM79 199V198H78ZM105 199V200H104ZM136 199V200H137ZM142 199V198H141ZM140 199V200H141ZM147 199V198H146ZM146 199H144L146 201ZM194 199V198H193ZM97 200L99 202H101V204H99L97 202ZM113 200V199H112ZM115 200V199H114ZM118 200V199H117ZM115 200L114 201V204H115V207H116V203L118 204V206L120 207V205L124 204L126 205L125 207L121 206V208H123L122 210H126V207L127 205H129L132 200H130L128 202V199H120V200ZM138 201L141 203V201ZM143 200V199H142ZM148 200V199H147ZM197 200V198H196ZM25 201V200H24ZM195 201V200H194ZM219 201V203H218ZM102 202H103V206H100L102 205ZM144 202V201H143ZM147 202V201H146ZM145 202V203H146ZM149 202V201H148ZM198 202V200H197ZM196 202V203H197ZM98 203L99 206H97L96 204ZM135 203V202H134ZM195 203V204H196ZM65 204V203H64ZM74 204V203H72ZM107 204V203H106ZM113 204V202H112ZM111 204V205H112ZM113 204V205H114ZM132 204V202H131ZM137 204V203H135ZM48 205V204H47ZM109 206L111 209L113 207L114 209V206ZM134 206V204H132ZM145 205V204H144ZM144 205H142L144 207ZM197 205V204H196ZM117 206V208H119ZM140 205H138L139 207ZM149 206V205H148ZM195 206V205H194ZM221 206V205H219ZM106 207V206H105ZM135 207V206H134ZM137 207V205H136ZM137 207V208H138ZM191 207V206H190ZM189 207V208H190ZM193 207V206H192ZM120 208V209H121ZM131 207L129 206V209ZM140 208V207H139ZM142 208V207H141ZM140 208V209H141ZM199 208V209H198ZM221 208V207H220ZM24 209V208H23ZM112 209V211H113ZM119 209V210H120ZM143 209V208H142ZM141 209V210H142ZM145 209V208H144ZM222 209V208H221ZM101 210L99 212H101ZM107 210V209H106ZM106 210H104V212H106ZM150 210V209H149ZM189 210V209H188ZM192 209L190 208V211ZM194 210V209H193ZM25 211V210H24ZM103 211V210H102ZM116 211V209H115ZM121 211V210H120ZM143 211V210H142ZM148 211V210H147ZM217 211V212H216ZM117 212H118V209H117ZM122 212V211H121ZM52 213V212H51ZM72 213V214H73ZM110 213H112L110 211ZM115 213V212H114ZM30 214V213H29ZM104 213H102V216H103ZM113 214V213H112ZM120 214V213H119ZM123 214V213H122ZM25 215V216H26ZM37 215V214H35ZM52 215V214H51ZM107 215V214H106ZM111 215V214H110ZM121 215V214H120ZM212 215V216H211ZM218 215V213H217ZM26 216V217H27ZM34 217V214L31 215ZM30 216V217H31ZM112 216V215H111ZM213 216V217H214ZM75 217V216H74ZM178 216H176V219ZM192 217V216H191ZM195 217V218H196ZM216 217V216H215ZM25 218V217H24ZM28 218V217H27ZM89 218V219H88ZM104 218V217H102ZM120 218V217H119ZM175 218V217H174ZM180 218V217H179ZM208 218V219H209ZM32 219V218H31ZM126 219V218H125ZM188 219V218H187ZM207 219V220H208ZM252 219V218H251ZM26 220V219H25ZM28 220V219H27ZM33 220V219H32ZM34 220H37V218H34ZM124 220V219H123ZM210 220V219H209ZM208 220V221H209ZM90 221V220H89ZM158 221V220H157ZM179 222L180 219L178 220ZM192 223V225L194 224V220H190ZM200 220V222H202ZM207 221V222H208ZM211 221V220H210ZM213 221V220H212ZM215 221V220H214ZM219 221V220H218ZM32 222V221H31ZM34 222V221H33ZM32 222V224H33ZM37 222V221H36ZM85 222V220H84ZM124 222V221H123ZM132 222V221H131ZM146 222V221H145ZM178 222V224L180 225V223ZM186 222V221H185ZM196 222V221H195ZM205 222V221H203ZM202 222V223H203ZM82 223V222H81ZM112 223V222H111ZM209 223V222H208ZM254 223V222H253ZM256 223V224H257ZM35 224V223H34ZM85 224V223H84ZM131 225L133 223H130ZM137 224V223H136ZM146 224V223H144ZM144 224H142L143 226H145ZM175 224V223H174ZM200 224V223H199ZM206 224V223H205ZM214 224V223H213ZM218 224V223H217ZM90 225V224H89ZM103 225V224H102ZM121 225V224H120ZM147 225V224H146ZM178 225V226H179ZM189 225V224H188ZM187 225V226H188ZM32 226V227H31ZM84 226V225H83ZM97 226V225H96ZM142 226V227H143ZM149 227V225H147ZM182 226V225H181ZM195 226V225H194ZM215 226V225H214ZM90 227V226H89ZM126 227L127 224H126ZM130 227V226H129ZM133 227V226H132ZM130 228L134 230V228ZM138 228V225L136 226ZM140 227V226H139ZM172 227V226H171ZM201 227V226H200ZM125 228V227H124ZM153 228V227H152ZM174 228V227H173ZM172 228V229H173ZM177 229V227H175ZM180 228V227H178ZM186 228V226L184 227ZM86 229V228H85ZM141 229V228H140ZM168 229V228H167ZM171 229V230H172ZM188 229V228H186ZM186 229L184 231H186ZM98 230V229H97ZM114 230V229H113ZM53 231V230H52ZM141 231V230H140ZM42 232V231H41ZM160 232V231H159ZM111 233V232H110ZM141 233V232H140ZM139 233V234H140ZM183 233V232H182ZM185 233V232H184ZM44 234V233H43ZM127 234V233H126ZM144 234V233H143ZM258 234H254L255 235H258ZM182 235V234H181ZM185 235V234H184ZM164 236V235H163ZM252 236V235H251ZM250 236V237H251ZM158 237H161V235H159ZM167 237V236H166ZM50 238V237H49ZM161 245L160 246H163L165 245V243L167 242V239H165L164 237H161ZM180 238V237H179ZM184 238V237H183ZM257 238V237H256ZM256 238H253V239H256ZM135 240V238H133ZM148 239V238H147ZM153 239V238H152ZM158 239V238H156ZM182 239V238H181ZM49 240V239H48ZM52 240V239H51ZM136 241V240H135ZM126 241L125 239V243L123 242V244L127 245H122V247H124L123 249L125 250H122L124 251V253H122L123 255L121 256L120 258V262L118 261L117 263L119 264H136V263H140L142 262V264H145L147 261V259H150V256L152 257V255H149V254H153V253H147L146 249L148 250V248L145 249V243L143 242L140 245H138V241ZM154 241V240H153ZM152 241V243H153ZM73 242V241H72ZM128 242V243H127ZM142 242V241H140ZM156 242V241H155ZM159 242V240H158ZM174 242V241H173ZM127 243V244H126ZM151 244L150 245H147V247L150 246L149 250L151 249V247L154 245V244ZM171 243V242H169ZM177 243V242H176ZM249 243V242H247ZM246 243V244H247ZM70 244V243H69ZM147 244V242H146ZM149 244V243H148ZM158 244V243H156ZM156 244L154 245V247H156ZM160 244V243H159ZM245 244V243H244ZM143 245V246H142ZM170 244H167V246H169ZM173 245V244H171ZM248 245V244H247ZM246 245V246H247ZM110 247V246H109ZM159 247V246H158ZM173 247V246H172ZM112 248V247H111ZM44 249V250H46ZM68 249V248H67ZM153 249V248H152ZM158 250V248H156ZM160 249V248H159ZM168 249V248H167ZM162 250H166L165 248L162 249ZM146 251V253H145ZM156 251V250H154ZM243 251V249H242ZM241 251V252H242ZM56 252V251H55ZM78 252V251H77ZM74 253V252H73ZM156 253H158L156 251ZM160 253V252H159ZM158 253V254H159ZM66 255V254H65ZM147 255V256H146ZM149 255V257H148ZM56 256V255H55ZM86 256V255H85ZM76 257V256H75ZM120 257V256H119ZM118 257V258H119ZM147 258V259H143V258ZM66 258V257H65ZM60 259V258H59ZM72 259V257H71ZM141 259H143V261H141ZM145 260V262H144ZM156 260V259H155ZM74 261V260H73ZM151 261V260H150ZM71 263H72V260H71ZM75 263V262H74ZM113 263V262H112ZM57 264V263H56ZM150 264V263H149Z\"/></svg>","mask_w":264,"mask_h":264},{"label":"rangeland","instance_id":"374dc122","mask_svg":"<svg viewBox=\"0 0 264 264\" xmlns=\"http://www.w3.org/2000/svg\"><path fill=\"white\" fill-rule=\"evenodd\" d=\"M9 1V2H8ZM10 1H11V3H10ZM25 1L26 0H1L0 1V60H2L1 61V71H0V75H2L3 73H2V71L4 72V73H6L7 74V72H10V71H13V70H16V69H18V67L20 66L19 65V63L21 64V62L19 61V57L20 56H18V55H21L22 53H26V52H28L29 53V51H26V50H28V49H26V48H28V46L30 47L32 44H36V45H43L42 46V51L44 52L43 54H44V56H43V61H42V68H41V70L43 71L44 69V72L43 73H45L44 74V76L46 77L45 78V81H47V82H43V83H40L41 81H40V79H41V77H40V79H35V82L37 83V84H35V82L34 83H25V81L24 82H22V83H17V81H16V83H17V85H15V83H13V82H11L10 84H8L7 86H6V88L5 89H3V90H5L4 91V96H7V97H5L6 98V100H8V101H14L15 99H16V101H18V102H20V104L21 105H23L22 107H28V104H30V102L32 101V99H34L35 98V96H37V94H38V88H40V86H43L42 88L44 89H39V91H40V96L41 97H43V98H50L51 100L49 101V104L46 106V105H44V106H40L39 108H37V109H35L34 110V112L31 114L32 116L31 117H28V121L26 122V127H27V129H28V127L30 128V127H32L33 126V124L35 125V124H38L37 122L38 121H42L43 122V120H45L44 118H46V116H48L49 117V119L48 120H45L44 122H46V123H44L43 122V126H42V124H41V122H40V124H39V128L37 127V129H35V130H37V132L35 131V133H33V134H31V136H32V138H33V135L35 136V134L37 133H39L38 134V136H37V138L35 139V138H33V140L34 141H36L37 143H35L36 144V148L37 149H35V156H36V161H32V162H35V163H32V165L34 166L33 167V170L35 171V169L37 170V168L38 167H40L41 165V170H40V173L38 172L39 171V168H38V171H35L36 173L34 174V172L32 171V169L30 170V171H32L31 173L30 172H27V173H29L28 175H26V177H25V179H24V182H23V188H22V191H21V195H22V199H23V208H22V213L23 214H25V213H28V218L24 215V217L22 218V219H24V221H25V224L27 225V223L28 224H30V225H35L34 227H37L38 228V230H40L39 232L41 233V235H40V238H39V240L38 241H40V243L38 242V244L39 245H41L40 247H39V249H40V251L43 253V251L44 252H46L47 251V249H46V243L49 241H53L54 242V244H53V257H54V264H119V263H117L119 260H120V258H121V256L123 255L122 253H124V247H122V245H125V244H123V242L125 241V239H126V241H127V239H128V241H138V242H136V243H138V245H140L141 246V244L144 242L145 244V249L146 248H148V250L146 249V251H147V253H153V252H155L154 253V255L153 254H149V255H152V257L150 256V259H147L148 257H149V255H148V257L147 258H143V259H147L146 261V263L145 264H244V259H243V254H244V250L245 249H247V247L248 246H250V244H253L258 238H259V234H258V230H257V232L255 231L256 230V228L258 227V226H256V225H258V223H257V221L255 220V213H253L254 212V203L257 201V200H255L256 198H259L260 197V194L259 193H261V190H260V188L262 189V186H263V177H264V151L262 152H258V156H257V161L254 159H252L254 162L256 161V163L254 164V162L251 160H247V163H248V161L251 163V164H253V165H251L250 163H248V164H250L249 166L247 165V164H245L246 162V160L245 161H243L242 162V160H241V156H240V154H239V158H240V160L239 161H241L242 162V165H240L241 163L237 160V157H238V154L236 155V153H238V152H235V146H234V148H232L231 147V145L232 144H234V142L233 143H231L233 140L231 139V138H233V137H231V135H233L234 136V138L233 139H235L236 138V136H237V134L235 135V133H238V132H235V130H233V128H231V126L232 125H230L229 123H227L228 122V120L227 121H225V126L224 127H218V126H222L224 123H222V122H224L223 120H226V119H231V117L229 116V118H228V115H230L229 113H230V111L232 110V113H234V111L236 110H233L231 107H235V105H233L232 106V104H234V102H232V101H234V100H232V98H233V95H232V93L234 94V88H232V87H230V89H228L227 88V90H229V91H227V92H224V91H218L217 93H216V96H215V94H213L214 92H212L211 94H213L212 96H215V97H218V98H215V97H212V96H210V95H208L209 97H211L212 98V102H214V101H216L217 100V103H212V104H216L215 106L214 105H212V107L210 108V111H208V112H205L203 115H202V117H203V119H202V117L200 116V115H197L196 117H195V115L197 114H195L194 116H193V118H191V119H189V122L191 123V121H192V124L193 125H195V124H197V127L198 126H200V124L199 123H206L205 124V126L204 127H206V131L204 130H202V133L200 134V132H197V134H196V131H199V130H196L197 129V127L193 130V131H195V133L193 132V133H189L188 134V136H186L187 138H185V141L186 140H189L187 143L189 144V145H191V140H193V139H197V137H199V138H201V136L200 135H203V138H204V141L206 140L207 142H208V150L209 149H211V151L209 150H207V152H203V151H199V153L201 154V155H205V158L206 157H208L207 159H201V160H198V161H200L201 162V165L199 164L200 162H198L197 164H191V165H189V168H188V166H187V168H184V167H180V171H182L183 170V172L184 173H182V172H180V175H181V177H180V179L181 180H175L174 182H172V184H168V183H171V181H170V172L171 171H169V169L171 170L172 168H177V164L175 165V164H173L172 162H169V159L171 158H173V156H175V154H181V153H183V155H182V157H180V158H186L185 156L186 155H188V152L187 151H183V150H178L177 148H176V145H175V143H177L178 142V140H179V137H180V134H181V132L180 131H182L181 129H179L180 128V124L182 123V122H180V121H182V118H184V116H185V114H181L180 112L183 110V112L185 113V112H187L186 114H188V113H190V110H191V108H187L188 109V111H186V109L184 110L183 108H177V110L175 111V110H173V106L174 105H176V102L177 103H179L180 102V98H181V100H183L185 97H186V100H187V98L189 97V94L191 93L190 92V90H191V87H189V84H187L186 83V85H185V80L184 81H182L181 79H179L180 81H179V84L182 86L181 88H182V90L184 89V92H182V90L180 91V93L181 94H184L183 96H180V95H178V92H177V94H176V92H170L169 91V89H167L166 87L165 88H163V87H158V93H156V92H153V95H151V92H150V90H151V86L148 84H146L144 81H145V79H146V72H144V71H149V68L151 69V65L150 64H152V62H154L153 60H155L156 58H157V54L155 55L156 56V58L154 57L152 60H150L149 59V61L151 62H146L145 64H148V65H150V66H148V69H146L145 70V68L147 67L146 65H143L142 63V65H141V68H142V66L144 67V66H146V67H144V68H142L143 70H141V68L140 67H138V68H140V72L138 71V73L139 74H141L140 75V77H139V75H137V71L134 69V67H133V64H127L130 68H128V66L125 68H123V66L124 65H122V67L120 66V67H118V69H116V70H114V72H113V74L115 75V76H118L117 74H121V75H119L120 77L119 78H122V79H124L125 78V76H126V78L124 79V81H126V84H127V87H126V89H127V91H125L126 93H125V97H126V99H127V101H129V103L130 102H132V103H134L133 104V106H132V103L131 104H129L128 103V105H130L132 108L133 107H135V108H133V109H136L135 111L137 112V110L141 107V108H143V109H141L140 108V110H141V112H143V114L144 115H142V114H140L141 112H140V110H139V114L137 115L136 114V116H131L130 117V119H129V117L128 116H125V117H123V118H125V119H119L118 118V116L117 115H119V114H116L114 111V109H112V111H111V108L110 107H108L107 108V106H109V104L108 103H106V102H104L105 101V98L104 97H101L100 98V96H95V94L94 93H90V94H88L87 95V97L86 98H88V97H90L92 100H93V98L92 97H96V98H94V102L92 101V100H89V98L88 99H85V97H84V95L83 94H85V92H86V94L87 93H89L88 91H92L93 90V87H94V83H93V81H89V80H87V79H89V72H88V70H86L85 69V67L84 66H81V65H76V66H74V64H71L72 63V61L71 60H69L70 58L69 57H65V56H63V55H61V54H57V53H55V50H52V49H54V47H56V46H53L52 44H50L52 41H53V38L55 39V37H56V39L57 38H59V39H61L62 37H65L66 35H67V33H69V32H67L69 29H70V27H73V25H72V23H73V21H75V19H71V18H74L75 16H74V14L76 13H79L80 14V12H81V14H85V12H86V15L87 16H90L91 17V15H93L95 12H94V10L95 11H97V12H99V10H100V8H101V10H103V9H105V8H107V6L109 7L110 6V3H111V5L113 4V2H114V0H108V2H110V3H108L107 2V4H109V5H105L106 3V1H104V0H100V1H98V0H96V1H98V3L97 2H95V0H81V2L80 3H82V2H84L85 1V3H86V7H88V9L86 8V10L85 11H83L82 12V10L80 9V7L77 5V4H75V2L77 3L78 1H80V0H42V1H49L48 2V4L47 3H45V2H43L44 4H46V5H44L43 3H42V1H41V3L39 2V4H40V6H39V4H38V7H39V10H36L37 9V6H36V9H35V13H37L38 11L40 12H38L37 14H32V16H34L32 19L33 20H30L31 21V23L28 21V19H27V23L29 22L30 24H29V26H31V28L28 26V24H26V22H25V28L27 29H25L24 28V25L22 26V24L20 25V27L19 28H22L23 27V29H25V31L23 32L21 29V31H22V34H21V31L20 30H13V29H15V27H16V29L18 28V25L16 24L17 23V20H19V17L21 16V13L20 12H22V10L21 9H23V7H25L24 5H25ZM32 2H33V0H31ZM37 1H39V0H37ZM36 1V2H37ZM90 1V2H89ZM102 1H104V3H102ZM116 1V0H115ZM142 1V4H143V6H145V5H147V7H148V5H154L153 6V8H152V6H150V8H152V9H154L155 8V6H156V10H157V6H159L158 7V10H160V11H156L155 9V11H156V15H155V12H154V16H156L157 17V19L158 20H161L162 19V16H167L168 18H169V21H168V19H166L165 20V22L167 21V22H169L170 23V25H168V23L167 24H165L164 25V19L166 18V17H164L162 20V25H164V28H163V30L165 29V30H167V32H169V33H165V35H163L164 37L163 38H165V36L167 35V34H169V36L167 35V37H166V41L167 42H165V46H166V49H169V48H167V44L168 45H170L171 44V46H173V48L170 46V48L171 49H175V48H177L178 49V46H180V48L181 47H185L187 50H189L190 51V49H191V51H193V50H195V48L196 47H198V46H200V43L201 42H199V37L200 36H202L201 34H200V31L201 32H203V29L204 30H206L207 31V27H204V26H207V24H203L204 22H206L205 21V19L207 18H209V13H207L206 14V10H208V12H209V10L211 11V9L213 8L212 6H214V2H216L217 0H140V2ZM157 4H155L154 2ZM169 1V2H168ZM219 1H222L223 2V0H219ZM14 2V3H13ZM17 2V3H16ZM18 2H21L22 4H20V3H18ZM34 2H35V0H34ZM33 2V3H34ZM62 2V3H61ZM94 2L96 3V4H94ZM100 2V3H99ZM146 2H147V4H146ZM150 4H149V3ZM151 2L152 3H154V4H151ZM162 2V3H161ZM26 3H27V1H26ZM61 3V4H60ZM68 3V4H67ZM71 3H73V5L71 4ZM91 3V4H90ZM92 3H93V5H92ZM144 3H145V5H144ZM69 4H71L70 6H69ZM75 4V5H74ZM78 4H79V2H78ZM88 4H90V5H88ZM97 4H98V6H97ZM102 4H104L105 6V8L103 7V5ZM141 4V3H140ZM163 4H164V6H163ZM88 5V6H87ZM102 7H101V6ZM166 5V6H165ZM167 5H168V7H167ZM180 5V6H179ZM93 6L94 7V10H92V8L91 7ZM99 8H97V7ZM100 6V7H99ZM160 6H162L163 7V9L164 10H167V12L166 11H164L163 9V12H162V10L161 9H159V8H162V7H160ZM15 7V8H14ZM45 7V8H44ZM54 9H53V8ZM61 7H63V8H61ZM96 7V8H95ZM166 7V8H165ZM27 8V7H26ZM48 8H50L49 10H48ZM60 8V9H59ZM149 8V7H148ZM177 8V9H176ZM17 9V10H16ZM44 11H43V10ZM57 9H58V11H57ZM68 11H67V10ZM70 9H71V11H70ZM79 9V10H78ZM89 9H91V10H89ZM172 9V10H171ZM45 10L47 11V12H45ZM56 10V11H55ZM75 11V13L73 14V12ZM77 10V11H76ZM89 10V11H88ZM100 10V11H101ZM171 10V11H170ZM177 10V11H176ZM178 10H180L179 12H178ZM200 10V11H199ZM3 11V12H2ZM41 11H42V13H41ZM60 11H62L63 12V14L61 15V13H60ZM64 11H65V13H64ZM73 11V12H72ZM79 11V12H78ZM88 11V12H87ZM174 11H176V13L174 12ZM183 13H182V12ZM196 11V12H195ZM205 11V12H204ZM57 12H59V14L57 13ZM69 12H71V13H69ZM178 12V13H177ZM57 13V14H56ZM93 13V14H92ZM157 13H159L158 15H157ZM161 13H164L163 15L161 14ZM179 13H181L180 14V16L178 15V17H177V14H179ZM20 14V15H19ZM39 14V15H38ZM41 14V15H40ZM55 14V15H54ZM70 15V17L71 18H69V15ZM75 14V15H76ZM91 14V15H90ZM38 15V16H37ZM44 15V16H43ZM50 15V16H49ZM53 15V16H52ZM60 15V16H59ZM161 17H160V16ZM174 15H176V16H174ZM19 16V17H18ZM55 16H57L56 18L59 20L60 18H58V17H61V19L58 21H56V19H55ZM65 16V17H64ZM67 16H68V18H67ZM161 18V19H159V17ZM207 16V17H206ZM55 19V21H54V19ZM174 17H176L175 19L176 20H174ZM180 17V18H179ZM202 19H201V18ZM21 18V17H20ZM37 18V19H36ZM41 20H40V19ZM46 18H48V19H46ZM51 18V19H50ZM65 18H67V19H64ZM178 18V19H177ZM200 18V19H199ZM205 18V19H204ZM53 19V20H52ZM180 19V20H179ZM21 20V19H20ZM36 20V21H35ZM50 22H49V21ZM52 20V21H51ZM64 20V21H63ZM67 20V21H66ZM70 20H71V22H70ZM179 20V22H175V21H178ZM197 20V21H196ZM44 21V22H43ZM173 21V22H172ZM203 21V22H202ZM38 22V23H37ZM40 22V23H39ZM42 22V23H41ZM47 22H48V24H47ZM66 22V23H65ZM70 22V23H69ZM176 24H175V23ZM181 22V23H180ZM196 22V23H195ZM198 22V23H197ZM202 22V23H201ZM65 23V24H64ZM159 23V24H160ZM41 26H40V25ZM47 24V25H46ZM50 24V25H49ZM60 24H63L62 26L60 25ZM68 24V25H67ZM70 24V25H69ZM158 24V25H159ZM160 24V25H161ZM174 24V25H173ZM178 24V26L176 27V25ZM200 24V25H199ZM15 25H17V26H15ZM38 25V27H36ZM59 27H58V26ZM64 25H65V27H64ZM181 25V26H180ZM22 26V27H21ZM50 26H51V28H50ZM57 26V27H56ZM67 26H69L68 28H67ZM170 28V30H171V32H170V30H168V27ZM172 26V27H171ZM185 26V27H184ZM202 26V27H201ZM42 29H41V28ZM44 27H49V28H44ZM62 27V28H61ZM74 27H75V25H74ZM160 27V26H159ZM182 27V28H181ZM184 27V28H183ZM64 28V29H63ZM161 28H162V26H161ZM167 28V29H166ZM173 28V29H172ZM181 28V29H180ZM202 28V29H201ZM30 29V30H29ZM46 29V30H45ZM49 29V30H48ZM54 29H55V32H56V35L54 36L53 34L55 33L54 32ZM59 29V30H58ZM72 29V28H71ZM181 31H183L184 33H182V32H180L179 30ZM40 30H44L43 32H39ZM57 30V31H56ZM65 30H66V34L64 35V33H65ZM74 30V31H73ZM77 30V27H75L74 29H72V30H69V31H73V32H75ZM164 30V31H165ZM177 30V32H174V31H176ZM196 30V31H195ZM12 31H14V32H16L17 34L19 33L18 31H20V33L17 35V34H14V32H12ZM82 31V30H81ZM199 31V32H198ZM6 32V33H5ZM36 32V33H35ZM57 32H59V33H57ZM86 32V31H85ZM84 32V33H85ZM178 32H179V34H186L185 35V37H187V38H184V35H179L180 36V38L179 39H181V37L183 36V38H184V40L185 39H189L187 42L186 41H183V40H181V42L183 41V43L181 44V42H180V40H178L179 42H177V40L175 39V36H176V34L178 35ZM62 33V34H61ZM83 33V31H82V34L83 35H78V37H83L82 38V42H80L82 45H84V47H86L85 46V44H83L85 41H86V39L84 38V37H86L87 38V35H86V33L84 34ZM164 33V32H163ZM170 33L173 35V33H174V37L173 36H170ZM198 33V34H197ZM204 33H205V31H204ZM15 36L14 38H13V36ZM51 34V35H50ZM59 34V35H58ZM200 34V35H199ZM203 34V33H202ZM7 35V36H6ZM18 37H17V36ZM33 35V36H32ZM86 35V36H85ZM189 35V36H188ZM21 36V37H20ZM23 36V37H22ZM27 36V37H26ZM53 36V37H52ZM58 36V37H57ZM195 36V37H194ZM197 36H199V37H197ZM50 37V38H49ZM74 37L76 38L77 37V35L74 33ZM77 37V38H78ZM169 37V38H168ZM172 37V38H171ZM178 37V36H177ZM18 38V39H17ZM45 38H47V39H45ZM50 39V41H48L49 39ZM52 38V39H51ZM74 38V39H75ZM173 38H174V40H173ZM182 38V39H183ZM201 38V37H200ZM27 39V40H26ZM37 39V40H36ZM43 39H44V41H43ZM59 39H57V40H59ZM79 39V38H78ZM85 39V40H84ZM169 39V40H168ZM172 39V40H171ZM195 39V40H194ZM197 39V40H196ZM39 40H40V42H41V44H40V42H39ZM46 40V41H45ZM84 40V41H83ZM170 40L172 41V42H170ZM10 41V42H9ZM15 41V42H14ZM17 41V42H16ZM174 41L175 42H177V44H178V46H176L175 44L173 45L172 43H174ZM27 42V43H26ZM42 42H44V44L42 43ZM170 42V43H169ZM199 44H198V43ZM29 43V44H28ZM162 43V42H161ZM189 43H191L190 45L187 44ZM20 44V45H19ZM28 44V45H27ZM179 44H181V45H179ZM194 44V45H193ZM196 44V45H195ZM198 44V45H197ZM33 45V46H34ZM34 46L35 48L34 49H37L38 47L37 46ZM186 45V46H185ZM27 46V47H26ZM45 46H47V47H45ZM49 46H51V47H53V48H50ZM163 46H164V43L163 44H161L160 46H159V48L158 49H160V51L158 50V52H161V50L164 52H166V50H165V46H164V49H162L163 48ZM174 46H176V47H174ZM189 46V47H188ZM21 47H23L22 49H21ZM37 47V48H36ZM169 47V46H168ZM194 47V48H193ZM16 48V49H15ZM48 48V49H47ZM57 48V47H56ZM189 48V49H188ZM170 49V50H171ZM176 49V50H177ZM24 50V51H23ZM30 50V49H29ZM46 50V51H45ZM170 50H168L167 51V53L168 54H172V52L170 51ZM175 50V51H176ZM12 51V52H11ZM19 51H20V53H19ZM21 51H22V53H21ZM52 51V52H51ZM173 51V50H172ZM174 51V52H175ZM4 52V53H3ZM170 52V53H169ZM174 52H173V54L172 55H174ZM252 52V51H251ZM24 53V54H25ZM167 53H165L166 55H168ZM3 54H5V55H3ZM57 54V55H56ZM250 54V53H249ZM25 55H27V53L25 54ZM251 55H253V53H251L250 54V57H248V59L250 58H252L251 57ZM12 56V57H11ZM171 56V55H170ZM61 57H63V58H61ZM65 57V58H64ZM69 60V62H70V64L74 67H72L71 65H67V61ZM248 59H246L247 60V63H248V61H250V60H248ZM7 60V61H6ZM65 60H66V62H65ZM14 61V62H13ZM62 61V62H61ZM61 62V63H60ZM68 62V63H69ZM246 62V61H245ZM66 65V66H68V67H66V66H64V65ZM113 64V63H112ZM60 65V66H59ZM114 65V64H113ZM6 66V67H5ZM78 66V67H77ZM16 67V68H15ZM50 67V68H49ZM62 67V68H61ZM66 67V68H65ZM70 67H72V68H70ZM133 67V68H132ZM5 68H7V69H5ZM10 68H11V70H10ZM15 68V69H14ZM49 68V69H48ZM60 68V71L58 70ZM65 70H64V69ZM136 68V67H135ZM59 71H57V70ZM62 69V70H61ZM66 69L68 70V71H66ZM80 69H82L83 70V73H87L88 74V76L86 75V73L85 74H83V75H85V78L83 77V78H81V76H83L82 74H81V72H80V77H78L79 76V70ZM121 69V70H120ZM129 69V70H128ZM137 69V68H136ZM50 70H52V71H50ZM72 70V71H71ZM110 70H111V68H110ZM134 72H133V71ZM62 71V72H61ZM71 71V72H70ZM77 71V72H76ZM117 71H118V73H117ZM121 71V72H120ZM124 71V72H123ZM130 71V72H129ZM48 72H49V74H48ZM52 72V73H51ZM68 72V74L69 73H71V74H69L68 76H67V73ZM129 72V73H128ZM132 72V73H131ZM241 72V71H240ZM243 72V71H242ZM58 73H60V74H65V75H60V74H58ZM130 74V75H129ZM241 74V73H240ZM9 75H10V73H9ZM57 75V76H56ZM60 77H59V76ZM77 75V77H75ZM129 75V76H128ZM53 76V77H52ZM237 76H239V75H237ZM62 77V78H61ZM75 77V78H74ZM64 78V79H63ZM66 78H68L67 80H66ZM71 78V79H70ZM135 78V79H134ZM142 79V80H140V79ZM145 78V79H144ZM186 78V77H185ZM70 79V81H69V84H75V85H78V86H75L74 87V90H73V95H75V96H77V98H79L78 99V101H77V98L75 97H73L74 99H73V101H72V99H68V98H70V97H68V98H65V99H67V100H65V99H62V98H60L59 96H58V94H57V92L59 91V88L61 89L62 88V85L64 86L65 84H63V83H67V81ZM128 79V80H127ZM143 79H144V81H143ZM187 79V78H186ZM232 79H235V76H234V78H232ZM232 79H230L231 81H232ZM39 80V81H38ZM41 80H43V78L41 79ZM79 80V81H78ZM83 80V81H82ZM230 80H229V82H228V84L230 83ZM236 80H238V78H236L235 80H233V82H237ZM73 81L75 82V83H73ZM32 82V81H31ZM80 82H82V84L80 83ZM87 82H88V84H87ZM89 82H92V83H89ZM132 82V83H131ZM141 82H143V83H141ZM181 82V83H180ZM232 82V84H235V83H233ZM77 83V84H76ZM139 83V84H138ZM148 83V82H147ZM81 84V85H80ZM91 84V85H90ZM178 84V83H177ZM32 85V86H31ZM39 85V86H38ZM61 85V86H60ZM84 85H86V86H84ZM179 85V86H180ZM183 85H185L184 86V88H183ZM80 86V87H79ZM81 86H83V87H85V88H83V87H81ZM98 86V85H97ZM145 86H146V88H145ZM178 86V85H177ZM187 86V87H186ZM53 87V88H52ZM144 87V88H143ZM190 89H189V88ZM205 87V86H204ZM25 88V89H24ZM46 88V89H45ZM79 88V89H78ZM162 88V91L160 90ZM187 88V89H186ZM58 89V90H57ZM142 89V90H141ZM147 89V90H146ZM148 89H149V91H148ZM154 89V88H153ZM37 90V91H36ZM141 90V91H140ZM144 90V91H143ZM165 90V91H164ZM187 90V91H186ZM202 90H204V89H202ZM232 90L234 91V92H232ZM78 91H82V92H78ZM85 91V92H84ZM161 91V92H160ZM193 91V90H192ZM232 93H231V92ZM129 92V93H128ZM137 92V93H136ZM145 92V93H144ZM150 92V93H149ZM170 92V93H169ZM194 92H197V89H195L194 90ZM210 92V91H209ZM222 92H224V93H222ZM31 93V94H30ZM150 95H149V94ZM226 93V95L229 97V95H230V97H232L231 99H230V97H229V99L227 98V96L226 95H224ZM228 93H229V95H228ZM22 94V95H21ZM77 94V95H76ZM82 95L81 97L83 98H80V95ZM85 94V95H86ZM92 94H94V95H92ZM141 94V95H140ZM158 94V95H157ZM186 94V95H185ZM188 94V95H187ZM192 95L194 94L193 92L191 93ZM190 94V95H191ZM209 94V93H208ZM219 94H222L223 96H225L226 97V99H225V97H223L222 95H220L219 96ZM32 95V96H31ZM44 95V96H43ZM53 95H56V96H53ZM79 95V96H78ZM90 95H92V97L90 96ZM178 95V96H177ZM218 95V96H217ZM232 95V96H231ZM176 96V97H175ZM56 97V98H55ZM58 97V98H57ZM99 97V98H98ZM135 97H136V99H135ZM140 97V98H139ZM150 97V98H149ZM173 97V98H172ZM221 97H223L225 100H223V98L221 99ZM10 98V99H9ZM72 98V97H71ZM145 98V99H144ZM102 99H104V100H101ZM148 99V100H147ZM215 99V100H214ZM228 99V100H227ZM27 100V101H26ZM61 100V101H60ZM75 100V101H74ZM80 100H82V101H80ZM99 101V102H97L96 104H95V102L96 101ZM222 100V103L221 102H219V101H221ZM227 100V101H226ZM232 100V101H231ZM69 101V102H68ZM77 101V102H76ZM80 101V102H79ZM89 101V102H88ZM231 101V102H230ZM62 102V103H61ZM64 102V103H63ZM82 102V103H81ZM138 102V103H137ZM182 103H183V101H181ZM179 103V104H181L182 105V103ZM224 102H225V105H229V104H227V103H232V104H230L229 106H226V108L227 109H229V113L226 111L227 109H224V107L222 106V105H224ZM77 103V104H76ZM94 103V104H93ZM104 105V108H107V111H110V112H108L107 113V111H106V109H104L103 108V105ZM106 103V104H105ZM218 103H221V104H218ZM52 104V105H51ZM74 104V105H73ZM93 104V105H92ZM97 104L99 105V104H101L99 107L97 106ZM135 104H136V106H135ZM64 105V106H63ZM91 105V106H90ZM106 105V106H105ZM137 105H139V106H137ZM164 105V106H163ZM173 105V106H172ZM219 107H218V106ZM224 105V106H225ZM96 106V107H95ZM102 106V107H101ZM129 106V107H130ZM163 106V107H162ZM213 106H214V109H212L213 108ZM217 106V107H216ZM222 106V107H221ZM75 107V108H74ZM88 107V108H87ZM97 107L99 108V109H101V110H103V112H104V115H106V114H108V115H106V120L107 119H109V121L107 120V122H109L110 124L109 125H111L112 124V126H110V127H108L109 129H108V133H107V138L105 139V140H107L105 143H106V145H107V143L109 142V144L112 142V144H110V146H109V144H108V147L106 148V146H105V148H104V146H103V149H104V155H111L110 156V161H111V158L113 157V160L115 159V160H120V158L121 157H123V158H121V160L123 159L124 160V155L125 154H121L120 156H119V154H114V152H115V150L113 149V148H116V147H118L119 145L121 146V145H123L124 143H127V145H128V143H129V145H130V143L131 142H136V143H138V141H135V140H137V135H139V131H137L138 129H136L139 125L140 126H142V128L144 127L145 128V125H146V119H143L144 118V116H147L149 113L152 115V117H153V119L151 120V121H153L154 119H157V120H154V123L156 122V123H158V121H160V122H162L163 123V130H162V133H163V137L161 138L162 140H169V143H171L172 144V149L170 148V150L172 151H167L165 154H163L162 155V159H161V156L159 155V152H158V145H156L157 144V139H156V137H157V135L156 136H154V135H152V137L149 139L148 138V136H144V135H141L140 137L143 139V140H145L144 142L142 141V143H138L137 145L138 146H135L136 145V143H131L132 145H134V148H135V150L137 149V153H136V155H137V157H138V155H139V157H138V159H137V157L135 156V158H136V161L134 160V161H132V163H133V166H135V167H133L132 166V164H131V167H133V169L135 170H133V169H131V172L135 175L136 174V177L132 174V176L130 175V179H129V183L127 182V183H125V185L126 184H128V185H126V187H124L123 185H121L122 186V188H121V186L119 187V184H117V183H111L112 185H115V187H117L116 189H117V193L116 194H118V195H116V194H114L115 192L113 191V190H115V187H114V189H113V186L111 185V186H109V184L108 185H106V186H108V187H112L111 189L110 188H108V189H110L111 191H113V193H112V195L114 196H119V195H121L122 193H124V195H122V197L120 198V196L119 197H117V199L118 200H120V199H128V202L130 201V200H132V198L134 197V196H136L137 197V195H136V193H138V199L135 197V198H133V200L131 201L132 202V204H134V206L131 204V202H129L130 204L129 205H127V207H126V210L124 209V210H122L123 208H121V206H123L124 204H122V205H120V207L118 206V204L116 203V207H115V204H114V201L115 200H117L116 198H114L113 196V198L110 196L111 195V192L110 191H108L107 190V188L105 187V186H98V191L96 190V188H94V186L91 188V186H89L90 184H85V185H83V186H85V187H82V189H77V190H75L76 191V193H79L80 192V194L79 195H77L76 196V194H75V192H72V193H74L73 195L75 196V197H73V195H71L72 193H71V191H69V188H70V186H69V181H70V179H71V176H72V172H71V168H70V166H69V160L67 161V157H65L66 156V154H65V150L63 149L64 148V145H65V143H67L68 141H70L71 139H72V137L73 136H75V134L74 133H79L80 131H82L83 129H85V128H87L88 127V124H89V119L88 118H86V120L84 119L85 117H89L90 118V116L86 113V112H88V111H90V110H88V109H97ZM130 107V108H131ZM136 107H138V108H136ZM161 107V108H160ZM229 107V108H228ZM169 108V109H168ZM215 108H218V110L216 109L215 110ZM221 108H222V112L224 111V113L222 114L221 113ZM42 109V110H41ZM152 109V110H151ZM164 109V110H163ZM172 109V110H171ZM220 109V110H219ZM151 110V111H150ZM171 110V111H170ZM217 111L218 113H216V112H213V111ZM74 111V112H73ZM163 111V112H162ZM165 111V112H164ZM167 111V112H166ZM178 111H180V112H178ZM220 111V112H219ZM80 112H82V113H84V115H86L85 117H83V116H81V113ZM149 112V113H148ZM169 112V113H168ZM111 113H113L112 115H114L113 117H111ZM194 113H195V111H194ZM221 113V114H220ZM116 114V115H115ZM179 114L181 115V116H179ZM192 114V113H191ZM40 115V116H39ZM77 115V116H76ZM78 115H79V117H78ZM151 115H149V116H151ZM217 115H221V116H227V118L225 119L224 117H223V119H221V118H219ZM30 116V115H29ZM81 116V117H80ZM108 116H110L111 117V119H110V117H108ZM116 116H117V119H115V120H113L114 118H116ZM142 116V117H141ZM181 117L180 119H179V117ZM192 116V115H191ZM200 116V117H199ZM210 116V117H209ZM231 116L233 117V115L231 114ZM133 117H134V119H133ZM137 117V118H136ZM151 117V118H152ZM195 117V118H194ZM218 117V118H217ZM79 118V119H78ZM82 118V119H81ZM113 118V119H112ZM135 118H136V121H135ZM159 118V119H158ZM178 118V119H177ZM187 118V117H186ZM30 119V120H29ZM47 119V118H46ZM139 119H143L142 121L141 120H139ZM165 119V120H164ZM205 119V120H204ZM208 119V120H207ZM210 119H211V123H209V121H210ZM212 119L214 120V119H216V122L218 123H216L215 122V126H216V124L218 125V126H216V128H220V129H216L215 128V126H214V122H212ZM218 119L220 120V121H218ZM229 119V120H230ZM111 120H112V122H111ZM118 120V121H117ZM120 120V121H119ZM126 120H128V122H130V124H128L127 123V121ZM130 120V121H129ZM132 120V121H131ZM177 120V121H176ZM197 120H199V121H197ZM202 120H203V122H202ZM206 120H207V122H206ZM232 120V119H231ZM116 121V123L117 124H115L114 122ZM195 121V122H194ZM201 121V122H200ZM222 121V122H221ZM119 122V123H118ZM175 122V123H174ZM198 122V123H197ZM221 122V123H220ZM80 123V124H79ZM139 123V124H138ZM161 123V124H162ZM166 123V124H165ZM172 123V126L170 125ZM207 123H208V126H209V129H207L208 128V126H206L207 125ZM31 124V125H30ZM46 124H48V125H46ZM79 124V125H78ZM85 124V125H84ZM199 124V125H198ZM204 124H202V125H204ZM213 124V125H212ZM222 124V125H221ZM46 125V126H45ZM78 125V126H77ZM129 125H130V127H129ZM174 125V126H173ZM189 125V124H188ZM212 125V126H211ZM230 125V127H227V126H229ZM50 126V127H49ZM68 126V127H67ZM87 126V127H86ZM117 126V127H116ZM84 127V128H83ZM153 127H155V126H153ZM203 127V126H202ZM211 127V128H210ZM34 128V127H33ZM41 128V129H40ZM44 130H46L45 132V134H44V132H43V129ZM48 128V129H47ZM79 128H81L80 130H77V129H79ZM127 128V129H126ZM165 128H167L166 129V131H164V129ZM227 128V129H226ZM141 129V128H140ZM205 129V128H204ZM76 130V131H75ZM180 130V131H179ZM208 130H211V131H208ZM220 130H222V132H220ZM233 130V131H232ZM40 131V132H39ZM43 132V134L40 136V133H42ZM68 131V132H67ZM232 131V132H231ZM153 132H156V130L153 128ZM205 132V133H204ZM206 132H208V133H206ZM212 132V133H211ZM218 133V134H214V133ZM225 132H226V134H225ZM227 132H229V133H227ZM67 133V134H66ZM134 133H138V134H134ZM210 133V134H209ZM234 133V134H233ZM74 134V135H73ZM113 134V135H112ZM124 134V135H123ZM160 134H161V132H160ZM160 134H159V136L158 137H160ZM209 134V137L207 136ZM214 135V137H213V135ZM260 134V133H259ZM205 135H206V137H205ZM211 135V136H210ZM258 135V134H257ZM263 135V132L261 133V135H260V137H262V138H258L259 140H257L256 138H257V136L255 137V140H256V142H258V145H259V143H261L260 145H259V147H261V149L262 150H264V135ZM67 136H69V137H67ZM137 136V137H136ZM197 136V137H196ZM41 137V138H40ZM109 137V138H108ZM146 139H145V138ZM155 137V138H154ZM210 137L212 138V139H210ZM259 137V136H258ZM27 138H29V139H26V140H29L30 141V144L32 143V138H30V137H27ZM38 138L41 140L42 139V141H39L38 140ZM71 138V139H70ZM74 138V137H73ZM114 138V139H113ZM181 138V137H180ZM202 138V139H203ZM32 141H31V140ZM112 139V141H110ZM149 139V140H148ZM215 139V140H214ZM47 140V141H46ZM151 141V143L150 142H148V141ZM216 140H217V142H216ZM261 140V141H260ZM29 141L27 142V144L28 145H30L29 144ZM64 141H65V143H64ZM128 141V142H127ZM177 141V142H176ZM227 141V142H226ZM231 141V142H230ZM146 142V143H145ZM153 142V143H152ZM191 142V143H190ZM221 142L223 143V144H221ZM230 142V143H229ZM103 143V142H102ZM105 143H103V145L105 144ZM119 143V144H118ZM150 143V144H149ZM213 143V144H212ZM225 143H228L227 145V148L225 147ZM63 144V145H62ZM145 144V145H144ZM174 144V145H173ZM213 146H212V145ZM223 145L222 147L223 148H221L220 146H218L219 148H217V147H215V145ZM225 144V145H224ZM229 144H230V146H229ZM47 145H48V147H47ZM51 145V146H50ZM111 145H112V147H111ZM126 145V144H125ZM152 145H156V147H155V149H154V153H155V156L157 157V158H154V159H151L150 158V156H148V154L150 153L149 151H151V147H152ZM119 146V147H120ZM131 146V145H130ZM150 146V147H149ZM209 146H211L210 148H209ZM175 147V148H174ZM224 147L226 148V150L224 149ZM229 147H231L230 149H229ZM101 148H102V145H101ZM112 148V149H111ZM212 148H215V150L216 149H218V150H216V151H219L220 150V148L222 149V151L224 150V154L222 155L221 154V152L222 151H219V152H215V150L214 149H212ZM107 149V150H106ZM227 149H229V151H230V153H229V151H227ZM260 149V150H261ZM114 150V151H113ZM231 150H232V154H231ZM112 151V152H111ZM144 153H143V152ZM146 151H148V152H146ZM227 151V152H226ZM40 152V153H39ZM105 152H107V153H105ZM208 152H210V154L208 153ZM215 152V153H214ZM234 152H235V154H234ZM112 153V154H111ZM138 153H140V154H138ZM148 153V154H147ZM153 153V154H154ZM206 153V154H205ZM214 153V154H213ZM219 154V155H215V154ZM227 153H229L228 155H227ZM46 154V155H45ZM65 154V155H64ZM142 154V155H141ZM145 154V155H144ZM146 154H147V156H146ZM208 154V155H207ZM231 154V155H230ZM104 155H102L101 157L102 158H104L103 160H105L106 159V157L104 156ZM113 155V156H112ZM115 155H116V157H118V158H116L115 157ZM118 155V156H117ZM171 155V156H170ZM210 155V156H209ZM214 155V156H213ZM234 155H236L235 157H233ZM259 155H261V157H260V159H259ZM35 156H34V158H35ZM164 156V157H163ZM177 156V155H176ZM175 156V157H176ZM189 156V155H188ZM188 156H187V158H188ZM228 156V157H227ZM233 157V158H235L236 159V161H238L237 163H238V166L235 164L236 163V161H235V159H234V161H233V159H229V158H231V157ZM60 157H61V159H60ZM115 157V158H114ZM144 157V158H143ZM170 157V158H169ZM174 157V158H175ZM219 157V158H218ZM223 157H226L227 159H225V160H223ZM101 158V159H102ZM169 158V159H168ZM221 158V159H220ZM156 159H157V161H159V162H157L156 161ZM220 159V160H219ZM35 160V159H34ZM102 160V161H103ZM115 160L113 161V163H115ZM152 160V161H151ZM227 160H230V163L229 162H227ZM263 160V161H262ZM52 161H53V163H52ZM116 161V162H117ZM139 161V162H138ZM150 161H151V163H150ZM154 161V162H153ZM155 161H156V163H155ZM167 161V162H166ZM205 163H204V162ZM208 161V162H207ZM45 162V163H44ZM227 162V163H226ZM231 162H232V164H231ZM234 162V163H233ZM245 162V163H244ZM263 162V163H262ZM41 163V164H40ZM60 163V164H59ZM67 163V164H66ZM119 163V162H118ZM123 163V161L121 162V164ZM155 163V164H154ZM225 163V164H224ZM240 163V164H239ZM35 164H36V166L38 165V167L37 168H35L36 166H35ZM53 164V165H52ZM54 164H55V166H54ZM117 164V163H116ZM120 164V163H119ZM135 164V165H134ZM150 164V165H149ZM228 164V165H227ZM233 164H235L236 166H235V168L237 167H239L240 166V169H241V167L243 168V172H244V175H245V179H244V181H243V183H241V184H233L232 186H233V189H232V187H230V186H228V185H226L224 182H223V179L221 178L222 177V175H223V173H225V172H227V173H229L230 174V172L233 170V169H235L234 167H232V165ZM31 165V166H32ZM40 165V166H39ZM197 165V166H196ZM210 165V166H209ZM244 165H245V167H246V165L248 166L247 168H248V170L244 167ZM50 166H52L51 168H50ZM152 166V167H151ZM193 166L195 167H197L196 169L198 170L199 168V170H204L202 173L201 172H198V171H196V169L195 168H193ZM200 166V167H199ZM228 166V167H227ZM234 166V165H233ZM43 167V168H42ZM69 167V168H68ZM202 167H204L203 169H201ZM232 167V168H231ZM169 168V169H168ZM208 168H209V170H208ZM245 168V169H244ZM164 169V170H163ZM217 169H219L220 170V177H217V179L215 180V181H213V177L214 176H216V170ZM28 170V171H29ZM133 170V171H132ZM151 170H152V172H151ZM155 170V171H154ZM160 170H162V171H160ZM231 170V171H230ZM142 171V172H141ZM160 171V172H159ZM167 171H168V173H167ZM185 171H186V173H185ZM195 171V172H194ZM229 171V172H228ZM53 172V173H52ZM67 172V173H66ZM148 172V173H147ZM188 172H189V174H188ZM193 174V172H194V176H196V177H198L199 179L197 180V178L196 177H194L191 173ZM234 172V170L231 172V174ZM245 172H247L246 174H245ZM32 173L34 174V175H36L37 173L39 174V176H38V178L36 179V181H35V178L36 177H34V180H33V177L31 176L32 175ZM72 173V174H71ZM31 174V175H30ZM142 174V175H141ZM157 174V175H156ZM186 174V175H185ZM196 174V175H195ZM200 174V175H199ZM141 175V176H140ZM197 175H199V176H197ZM203 175V176H202ZM205 175L207 176V177H205ZM30 176V177H29ZM156 176H157V178H156ZM191 178H190V177ZM200 176H202V177H200ZM260 176V177H259ZM45 177V178H44ZM133 177V178H132ZM143 177V178H142ZM158 177H159V179H158ZM194 177V178H193ZM203 177H205V178H203ZM80 178V177H79ZM131 178H132V180H131ZM148 178V179H147ZM161 178V179H160ZM167 178V179H166ZM201 178H202V181H204V182H202L201 181ZM206 178H207V180H206ZM258 178V179H257ZM41 179V180H40ZM144 179V180H143ZM152 179V180H151ZM157 179V181H158V183H157V181H155ZM204 179V180H203ZM50 180V181H49ZM133 180H134V182H133ZM154 180V181H153ZM183 180V181H182ZM190 180V181H189ZM209 180H211V182L209 181ZM222 180V181H221ZM38 181V182H37ZM131 181V182H130ZM142 181L145 183H142ZM147 181H149L148 183H149V185H148V183H147ZM160 181V182H159ZM163 181V183H166L165 185H161V182ZM191 181H197V184L195 185V182L193 183V182H191ZM209 181V182H208ZM37 182V183H36ZM45 182V183H44ZM155 182V183H154ZM186 182H188V183H186ZM202 182V183H201ZM208 184H207V183ZM40 183V184H39ZM146 183H147V185H146ZM159 185H161V186H163V187H160V185L158 186L157 184ZM184 183V184H183ZM192 183L194 184V185H192ZM204 183H206V184H204ZM219 183H220V185H219ZM48 184V185H47ZM61 184H63V185H61ZM130 184V185H129ZM139 186H138V185ZM144 184L145 185V187H144V185L142 186V185ZM151 184V185H150ZM156 184V185H155ZM168 184V185H167ZM174 184V185H173ZM176 184V185H175ZM201 184V185H200ZM262 184V185H261ZM56 185V186H55ZM89 186V188L91 189V191H90V189L88 188V186ZM118 185V186H117ZM154 185V186H153ZM210 187H209V186ZM224 185V186H223ZM236 187H235V186ZM50 186V187H49ZM61 186V187H60ZM66 186V187H65ZM148 186V187H147ZM169 186V187H168ZM175 186V187H174ZM177 186V187H176ZM188 188H187V187ZM193 186V187H192ZM198 186V187H197ZM201 186H203V187H201ZM228 186V187H227ZM103 187H104V189H105V191L107 190V192H110V193H108V194H110V195H107V193L106 192H104V191H102L103 190ZM140 187V188H139ZM170 187H172V188H170ZM230 187V188H229ZM238 187V188H237ZM242 187V188H241ZM60 188V189H59ZM87 188V189H86ZM100 188H101V190H100ZM119 188V189H118ZM127 188H129V189H127ZM149 188V190L148 191H153V193H152V195L150 194V193H148L147 192V189ZM157 188H161V192L159 191V189H157ZM164 188V190H166V191H164V190H162ZM174 188H176V189H174ZM212 188V189H211ZM235 188V189H234ZM43 189V190H42ZM52 189V190H51ZM59 189V190H58ZM113 189V190H112ZM136 189V190H135ZM138 189V190H137ZM143 189H144V191H143ZM151 189V190H150ZM168 189V190H167ZM173 191H172V190ZM188 189V190H187ZM56 190V192H54ZM65 190V191H64ZM83 190V191H82ZM139 190H142L140 193L139 192H136L135 193V195H134V191H139ZM157 190H158V192H157ZM227 190V191H226ZM34 191V192H33ZM53 191V192H52ZM79 191V192H78ZM101 191V192H100ZM129 191H131V194L130 193H127V192H129ZM156 191V192H155ZM188 191V192H187ZM201 191V192H200ZM203 191L205 192L206 191V193H203ZM51 192H52V195H51ZM62 192V193H61ZM84 192L85 193H92V192H94V193H92V196H94V197H96V198H94V199H97L98 198V196L99 195H103V194H105L104 195V197H106L105 199H108V198H110L111 199V202H110V204L108 203L110 200L108 199V201H106L105 199V202H104V204H103V202H102V205H100V206H103V208H102V210L99 208V211L101 210V212L100 213H104L103 214V216L102 217H104V218H102L101 220H100V222L98 223V224H94V223H91L89 220H91V217H90V219L89 220H87V218H84V220H85V222H84V220H83V217L82 216H80V213H78V214H74V213H76V212H72V210L75 208V209H77L78 207V204L77 203H79L80 204V199H82L83 197H82V195L84 194ZM145 192V193H144ZM190 192V193H189ZM200 192V193H199ZM208 192V193H207ZM210 192L212 193H214V195L216 194V192H218L219 194V196L217 195V197H218V200L220 199V203L221 204H218V207H219V212H217L218 213V215H217V213H215V216L213 217L212 215V217L211 218H206L205 217V219L206 220H203V221H205V222H203L202 221V219H200L202 222H200V220H196L197 219V217H198V210L196 209L197 208V206L198 205H200V203L201 202H199V199L200 200H203L206 196H207V194H210ZM259 192V193H258ZM97 193V194H96ZM130 194L131 196H132V194H133V196H132V198H130L128 195V198L127 197H125V195L126 194ZM188 193L189 194H191V195H188ZM197 193V194H196ZM199 193V194H198ZM202 193V194H201ZM256 193H258V194H256ZM94 194V195H93ZM151 195V197L149 196V198H148V196L147 195ZM204 194H206L205 196H201V195H204ZM50 195V196H49ZM97 195V196H96ZM213 195V194H212ZM254 195V196H253ZM257 195H259V196H257ZM79 196V197H78ZM108 196H110V197H108ZM141 196V197H140ZM147 196V197H146ZM189 196V197H188ZM221 196V197H220ZM230 196V197H229ZM256 196V197H255ZM79 199H78V198ZM100 198H101V196H99ZM103 196H102V198H104ZM108 197V198H107ZM125 197V198H124ZM202 197V198H201ZM207 197H209V195L207 196ZM100 198H98V200L100 201H102V199H100ZM143 200H142V199ZM148 200H147V199ZM194 198V199H193ZM196 198H197V200H198V202H197V200H196ZM115 199V200H114ZM137 199V200H136ZM141 199V200H140ZM144 199H146V201L144 200ZM260 199V198H259ZM25 200V201H24ZM97 200V202L99 203V204H101V202H99ZM117 200V201H118ZM141 201V203L140 202H138V201ZM195 200V201H194ZM144 201V202H143ZM149 201V202H148ZM255 201V202H254ZM112 202H113V204H112ZM137 203V204H135V203ZM146 202V203H145ZM197 202V203H196ZM65 203V204H64ZM72 203H74V204H72ZM98 203L96 204L97 206H99L98 205ZM107 203V204H106ZM197 205H196V204ZM218 203H219V201H218ZM48 204V205H47ZM114 206V209H113V207H112V209H113V211H112V209L110 208L112 205ZM145 204V205H144ZM107 205H109V206H107ZM136 205H137V207H138V205H140L139 207L143 210H141L139 207L137 208L136 207ZM142 205H144V207L142 206ZM149 205V206H148ZM195 205V206H194ZM219 205H221V206H219ZM106 206V207H105ZM117 206L119 207V208H117ZM126 205H124L123 207H125ZM129 206L131 207L130 209H129ZM191 206V207H190ZM193 206V207H192ZM77 207V208H76ZM192 209L191 211H190V208ZM194 207H196V208H194ZM222 209H221V208ZM121 208V209H120ZM145 208V209H144ZM74 209V210H75ZM107 209V210H106ZM115 209H116V211H115ZM117 209H118V212H117ZM122 211H120V210ZM150 209V210H149ZM189 209V210H188ZM194 209V210H193ZM199 209V208H198ZM25 210V211H24ZM78 211H80L79 209H77ZM104 210H106V212H104ZM148 210V211H147ZM110 211L113 213H110ZM52 212V213H51ZM115 212V213H114ZM30 213V214H29ZM73 213V214H72ZM121 215H120V214ZM123 213V214H122ZM34 214V217L33 216H31V215H33ZM35 214H37V215H35ZM52 214V215H51ZM107 214V215H106ZM112 216H111V215ZM31 216V217H30ZM69 216H75L77 219H78V221H79V223L78 224H76V225H74V226H72V227H66V225H65V220H66V218L67 217H69ZM176 216H178L177 218L178 219H176ZM192 216V217H191ZM197 216V217H196ZM120 217V218H119ZM175 217V218H174ZM180 217V218H179ZM196 217V218H195ZM33 220H32V219ZM34 218H37V220H34ZM126 218V219H125ZM188 218V219H187ZM252 218V219H251ZM26 219V220H25ZM28 219V220H27ZM124 219V220H123ZM180 219V221L181 222H179L178 220ZM209 221H208V220ZM158 220V221H157ZM190 220H194V224L192 225V223L193 222H191ZM213 220V221H212ZM215 220V221H214ZM219 220V221H218ZM33 222V224H32V222ZM37 221V222H36ZM124 221V222H123ZM132 221V222H131ZM146 221V222H145ZM186 221V222H185ZM196 221V222H195ZM209 223H208V222ZM27 222V223H26ZM82 222V223H81ZM112 222V223H111ZM178 222L180 223V225L178 224ZM254 222V223H253ZM35 223V224H34ZM38 225H37V224ZM85 223V224H84ZM130 223H133L132 225L130 224ZM137 223V224H136ZM144 223H146L147 225H149V227L146 225V224H144ZM175 223V224H174ZM200 223V224H199ZM206 223V224H205ZM214 223V224H213ZM218 223V224H217ZM257 223V224H256ZM90 224V225H89ZM103 224V225H102ZM121 224V225H120ZM126 224H127V226L128 227H126ZM142 224H144L145 226H143ZM189 224V225H188ZM37 225V226H36ZM84 225V226H83ZM97 225V226H96ZM138 225V228L136 227ZM179 225V226H178ZM182 225V226H181ZM188 225V226H187ZM195 225V226H194ZM215 225V226H214ZM90 226V227H89ZM130 226V227H129ZM133 226V227H132ZM140 226V227H139ZM143 226V227H142ZM172 226V227H171ZM186 226V228H188V229H186V228H184ZM201 226V227H200ZM32 227V226H31ZM125 227V228H124ZM134 228V230L133 229H131L130 230V228ZM153 227V228H152ZM174 227V228H173ZM175 227H177V229L175 228ZM178 227H180V228H178ZM85 228L87 229V228H94V229H98L97 231L99 232V231H102L107 237H108V240L106 241V242H104V243H97V242H95V241H84L83 239H82V236H83V230H85ZM141 228V229H140ZM168 228V229H167ZM173 228V229H172ZM259 228V227H258ZM114 229V230H113ZM172 229V230H171ZM186 229V231H184ZM53 230V231H52ZM141 230V231H140ZM42 231V232H41ZM160 231V232H159ZM111 232V233H110ZM141 232V233H140ZM183 232V233H182ZM185 232V233H184ZM44 233V234H43ZM127 233V234H126ZM140 233V234H139ZM144 233V234H143ZM258 234V235H255L254 236V234ZM182 234V235H181ZM185 234V235H184ZM159 235H161V237H164L165 239H167V242L165 243V245H163V246H160L161 245V237H158ZM164 235V236H163ZM252 235V236H251ZM167 236V237H166ZM251 236V237H250ZM50 237V238H49ZM180 237V238H179ZM184 237V238H183ZM257 237V238H256ZM133 238H135V240L133 239ZM148 238V239H147ZM153 238V239H152ZM156 238H158V239H156ZM182 238V239H181ZM253 238H256V239H253ZM49 239V240H48ZM52 239V240H51ZM154 240V241H153ZM158 240H159V242H158ZM253 240H254V242H253ZM73 241V242H72ZM140 241H142V242H140ZM152 241H153V243H152ZM156 241V242H155ZM174 241V242H173ZM146 242H147V244H146ZM150 242L152 243V244H156V243H158V244H156V247H154V245L151 247V249L149 250V248H150V246H151V244H150ZM169 242H171V243H169ZM177 242V243H176ZM247 242H249V243H247ZM253 242V243H252ZM70 243V244H69ZM125 243V242H124ZM128 243V242H127ZM126 243V244H127ZM141 243V244H140ZM149 243V244H148ZM160 243V244H159ZM245 243V244H244ZM248 245H247V244ZM167 244H170L169 246H167ZM171 244H173V245H171ZM147 245H150L149 247H147ZM247 245V246H246ZM110 246V247H109ZM125 246H127V245H125ZM143 246V245H142ZM159 246V247H158ZM173 246V247H172ZM112 247V248H111ZM244 247H245V249H244ZM68 248V249H67ZM124 248V249H123ZM153 248V249H152ZM156 248H158V250L156 249ZM160 248V249H159ZM166 249V250H162V249ZM168 248V249H167ZM44 249H46V250H44ZM242 249H243V251H242ZM122 250H124V251H122ZM154 250H156L158 253H156V251H154ZM56 251V252H55ZM78 251V252H77ZM146 251H145V253H146ZM153 251V252H152ZM242 251V252H241ZM74 252V253H73ZM243 253V254H242ZM66 254V255H65ZM125 254V253H124ZM56 255V256H55ZM86 255V256H85ZM76 256V257H75ZM120 256V257H119ZM147 256V255H146ZM66 257V258H65ZM71 257H72V259H71ZM119 257V258H118ZM60 258V259H59ZM143 259H141V261H143ZM156 259V260H155ZM71 260H72V263H71ZM74 260V261H73ZM151 260V261H150ZM75 262V263H74ZM113 262V263H112ZM120 262V261H119ZM144 262H145V260H144ZM136 264H138V263H136ZM140 264V263H139ZM141 264H142V262H141Z\"/></svg>","mask_w":264,"mask_h":264},{"label":"clouds","instance_id":"9594fccd","mask_svg":"<svg viewBox=\"0 0 264 264\" xmlns=\"http://www.w3.org/2000/svg\"><path fill=\"white\" fill-rule=\"evenodd\" d=\"M216 176L213 177V180L215 181L217 177H220V170H216ZM223 182L228 185L232 186L234 183L235 184H241L243 183L245 177H244V172L240 168H236L232 174H229L227 172L223 173L222 177ZM91 223L98 224L100 220L102 219V213L99 212L98 209H91ZM79 221L76 217L74 216H69L65 220V225L66 227H72L76 224H78ZM82 239L84 241H95L97 243H104L108 240V237L102 232V231H97L94 228H87L83 230V236ZM27 264V262H26Z\"/></svg>","mask_w":264,"mask_h":264}]
</instances>
